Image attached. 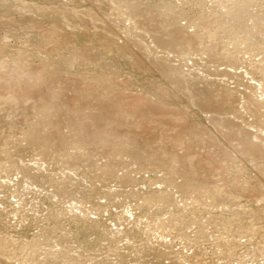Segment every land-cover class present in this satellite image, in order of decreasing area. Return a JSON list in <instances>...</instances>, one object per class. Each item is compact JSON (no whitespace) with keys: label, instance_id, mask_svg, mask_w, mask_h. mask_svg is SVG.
<instances>
[{"label":"rangeland","instance_id":"374dc122","mask_svg":"<svg viewBox=\"0 0 264 264\" xmlns=\"http://www.w3.org/2000/svg\"><path fill=\"white\" fill-rule=\"evenodd\" d=\"M123 4L127 6H124ZM27 5H29V7ZM115 8H118V9H115ZM110 16L112 19L110 18ZM147 16H149V18H151L152 20L154 19L159 22L162 21L163 22L162 25L165 24L164 25L165 27L162 26L161 27L162 29L160 28L161 30L159 29V31H157L158 33L161 31L159 35L157 34V32L152 31V29L150 28L152 27V25H150V27L147 26V23L150 24V22H147V18H148ZM152 16L155 18H153ZM131 17L132 19L133 18L135 19V21L134 20L132 21L133 23L131 22L132 20ZM125 18L127 22L126 20L124 21ZM70 21L72 24L70 23ZM125 22L127 26L125 25ZM169 22L171 24V25L169 24L170 26L167 25ZM130 23H132L133 25L136 23L141 28L140 27L137 28L135 24L133 28L134 30H131L133 26L132 24L130 25ZM77 24L79 28L77 27ZM166 25L169 26V28ZM8 26L11 28H9ZM145 28L146 29L149 28V29L146 30ZM24 29H27V31ZM141 29L142 30L144 29L145 31L143 30L144 31L143 32ZM171 29L172 31L181 30V32L187 35L188 37L189 36L194 37V34H195L196 36L195 40L197 44L194 47L195 49H193V47H190V49L183 48L184 51H182L183 50L182 47L177 46L178 48L177 47L175 48L176 49L175 54L173 52L171 53L172 55L170 53H167V50L164 51L165 48L164 49L163 47L161 48V46L157 42L158 40L161 41L164 38L163 36H165V39H163L162 41L166 40L167 37L169 36V35L167 36V32L170 31L168 32L170 34L172 32ZM127 31L128 32L131 31V32L128 33ZM261 31L263 32L261 33ZM138 32L140 33V35ZM153 32L154 34L156 33L155 36L154 35L151 36ZM134 33L137 35H135ZM196 33L197 34L199 33V34L197 35ZM141 34H143L144 36L145 35L148 36L149 34L150 35L148 37L145 36L146 37L145 38ZM201 35L202 37H200ZM180 36L183 37L182 34ZM197 37L200 39H198ZM144 39H146V41ZM147 39H149V42ZM156 40H157L156 43L158 44V47L155 46L154 44ZM0 41L2 42V43L0 42V47L1 45H5L4 49L0 48V54H1L0 64L2 65L4 64L3 67L6 66L8 69L11 67L10 68L11 71L7 69L8 72L5 71V69L2 70L3 68L0 69V73H1L0 79L2 80V81L0 80L1 81L0 82L1 83L0 84L1 86L0 87V97H1L0 98V151H1L0 152V157H1L0 159V170H1L0 171V203H1L0 204V208H1L0 209V223H2L0 224V228H1L0 238L1 237L3 238L2 241L0 239L1 241L0 242V248H1L0 257L2 258V259L0 258V264H3L4 262H5L4 264H7L8 262H9L8 264L10 263L11 264H18V263L19 264H37V263L57 264L55 263V261L58 262V264H61V263L62 264H73V263L90 264L91 262H92L91 264H100V263L101 264L102 263L103 264L105 263L106 264H112V263L113 264H123V263L124 264H132V263L133 264L135 263L136 264L137 263L138 264H168L169 262H170L169 264H173L171 263V259L173 258L178 259L182 254L183 255L179 259L183 261L179 264H183V263L190 264V261H191V264H200V263L201 264H210V263L215 264V261H216V264H242L243 262H244L243 264H262V263L264 264V257L262 256V254L264 253L259 255L261 258L259 256H258L259 258L257 256L255 257L250 256L249 258L251 259H248L249 261L251 260L250 262L247 261L248 257L244 256L245 249H248V247L253 248L255 246H258L259 241L263 239L262 235L264 234L263 233L264 231L262 232V230H264V202H263L264 201V168H263L264 165L261 166V164H264V158H263L264 156L261 157L262 159L260 161V157L252 158V156L250 157V155H247V154L243 155L241 151L242 149L239 148V146L241 147V144L239 143H243V141L242 140L239 141L240 139L236 138L238 139L239 142L235 140L234 145H233L232 142H230V137L232 135L228 132V130H226V127L224 126L225 127L224 129H225V132L227 131L226 134L227 135L229 134L228 136L229 138L223 136V134L225 135V132H224V129L220 128L222 127L221 124H220L221 125L220 127L217 126V129H215L216 121L213 122L212 120H210L211 118L216 120L215 115L217 114L213 112L210 113V111L209 112L205 111L202 107H199L198 105L199 100L197 101V99H192V97H190L193 94L192 92H194V89L192 87V85L194 86V84H195L194 88L196 89L199 88L198 86H200L201 88L202 87L205 88L208 86L209 88L208 90L211 91V94L213 93V95L215 96L214 98H216L215 92L217 93L218 87L221 85L220 82H222L221 86L224 85L223 87L225 88H227V84H228V86L231 88L228 87L227 89L233 93L235 91L234 94H235L236 99L234 100V103H233L235 105L234 107L239 109L241 113L243 111V116L241 115L240 117H238L239 115L235 113L229 114L231 116L229 115L226 116L225 114L224 115L219 114L221 116L219 117V115H217V119L218 120L221 119L220 121H223L222 118H225L223 116L230 117L228 119V122H229L228 124H231L232 123L231 120H232L236 124V126L238 125L236 130L240 129L241 131V130L250 129L251 132L253 133L257 132L256 134H260V135L262 133V136H264V125L262 126V129L259 128L258 126L257 128L254 127V122H255V119L253 117L254 113L253 112L252 114L246 113V105L248 102L247 97H246L247 95L252 96V97L251 96L249 97L251 101L253 100L252 101L253 103H256V104H258L259 102H260L259 104L264 103V99H263L264 98V93H263L264 92V84H263L264 83V0H255V1L254 0H104V1L103 0H0ZM242 43L244 44L243 46H242ZM62 44H65V45H62ZM215 44L217 46H215ZM56 45L59 47H57ZM197 48L198 50H196ZM149 49L150 50L153 49V50L150 51ZM177 50L179 51L178 55H177L178 53ZM222 50H224V52ZM186 51L187 52L189 51V53L192 52V54L193 53L194 54L193 55L189 54ZM157 52H161V53H157ZM181 52L182 53L186 52V53L182 54ZM231 52L233 53L231 54ZM74 53L75 55L76 53L77 54L79 53V56L83 55L85 57H81L83 59L79 60V62L77 61L74 67H72V65L70 64L68 66L66 65V63H63V62L60 63L62 61V59L60 60V58H63L64 56H70L71 54L73 55ZM196 53L198 54V57L196 56L197 55ZM225 53H227L228 55ZM202 54H205V55H202ZM62 55L63 57H60ZM160 56L163 58H161ZM168 56L171 59L173 58V60L169 59ZM183 56L186 58L188 56V58L186 59ZM165 58H168V59L165 60ZM178 58L181 60H179ZM182 58L186 60H183ZM199 58L200 59L202 58V59L200 60ZM204 58L206 59L204 60ZM174 59H177L179 61L174 60ZM213 59L214 61H212ZM4 60L7 62H5ZM207 60H209V62H206ZM215 60H218L219 62L218 61L217 62L220 65L216 63ZM3 61L4 63H2ZM180 61L181 63L184 62L183 63L184 67L181 65V63H179ZM204 61L206 62V64ZM220 61L222 63H220ZM236 61L237 63H235ZM198 62H200L201 64L199 63L200 64L199 65ZM202 63L204 64V67ZM53 64L57 65L56 66L57 72L54 71V73L57 75L55 76V78L60 79L61 76L62 77L65 76L68 78V83H66L68 86L65 84V86L63 87V90L64 88H71V89L69 90L65 89L64 91L62 89L61 90L58 89L59 82L56 83L55 81L56 80L58 81V79H55V78H53L54 82L53 81L50 82L51 86L50 84L48 86L47 85L48 83H46L43 78L39 79V81L42 80L40 81V83H42L43 86L38 85L36 87L31 84V83L36 84V85L38 84L32 81L33 74L34 75L35 73L38 74L39 70L42 68L48 76L49 71L52 72ZM177 64L178 65L180 64L179 65L180 67ZM186 64L187 65L189 64L188 68ZM175 65H176L177 71H174L176 70ZM194 65H197V66H194ZM168 66L174 67L175 69L171 70L173 68L168 67ZM212 66H214L215 68H213ZM195 67L199 69H196ZM202 68L205 70H203ZM179 69H182L184 73H182L181 72L182 70H179ZM207 69H209V71ZM1 70L3 71V73L1 72ZM186 70L189 72H187ZM213 70H215V72H213ZM223 70H224V73L225 72L228 73V71L230 73L224 74L222 73ZM171 71L173 72L172 73L173 75L171 74ZM193 72L195 75L192 74ZM209 72L212 74H210ZM190 73L192 74V76H189ZM59 74H60V77H58ZM174 74L176 76L178 75L177 77L180 78L181 81L183 79L182 76H184L183 81H186L188 78L189 81L188 80L186 81L188 83L187 84L188 87L184 88V90L186 91H184L183 88L182 90H180L178 87H175L176 85L175 83H173V81H175L174 79H176V77ZM29 75L31 76L30 80L28 79ZM234 75H236V78ZM205 76H207L208 78ZM229 76L234 77V78L232 79ZM239 76H242V77H239ZM3 77H5L7 81ZM17 77H19L20 80ZM39 77H42V76H39ZM191 77L193 80L191 79ZM200 77H201V80H200ZM243 77H244L245 82L243 80ZM71 78L73 81L74 80L75 81L73 82ZM15 79H17L19 83ZM78 79L80 81V84H78L77 82ZM101 79L103 80L101 81ZM212 79H215V80H212ZM220 79L223 81H220ZM235 79L236 80L239 79V80L236 81ZM218 80H219V83H218ZM29 81H32V82H29ZM43 82L47 86L43 84ZM190 82L192 84H190ZM238 82H240V84L242 83L244 84L238 85ZM74 83H77V84L75 85ZM23 85L27 86L28 88L27 87L25 88V86ZM31 85L34 87L32 88ZM251 86H252V89L250 90ZM15 87L16 88L18 87V88L14 89ZM54 87H56L58 90L53 89ZM233 87L235 89L239 87L238 91H241L243 94L235 90ZM35 88L36 89L38 88L37 91L40 90V88L43 89L42 93H40L41 90L36 92V90H34ZM48 88L51 91H49ZM187 88L188 89L190 88V90L188 91ZM259 88L262 90H260ZM88 89L89 91H87ZM161 89H163L162 91L164 92H161ZM211 89L214 92H212ZM31 90L34 91V96H33V93L31 94L28 92V91L32 92ZM80 90L81 91L84 90L83 91L84 93L83 92L81 93ZM85 90L87 91V93ZM208 90L206 92H208ZM52 91H55V92L52 93ZM67 91L68 93L66 94L65 92ZM73 91L74 92L77 91L76 92L77 94L76 93L74 94ZM181 91H184V92H181ZM187 91L189 94L187 93ZM119 92L122 95V97L121 95H118ZM127 93L129 96L127 95ZM11 94L14 95L12 96V98L9 97L11 96ZM17 94L19 95V98ZM49 94L50 95L53 94L52 95L53 97L50 96ZM139 94H141L142 97L144 98L143 101H142L143 98L141 99V102H139L141 98V95ZM3 96L4 97L7 96V97L4 98ZM20 96L21 97L23 96L22 98L24 99L26 97L27 100L25 101L24 99L22 100ZM35 96H37V100L35 101L38 104H35V101H34ZM123 96L124 98L125 97L126 98L123 99ZM135 96L136 97L138 96L137 98L139 99V101L138 99L137 100L135 99L136 98ZM237 96H239L240 99ZM14 97H17L15 98L16 100L13 99ZM54 97H56V99L57 100L59 99V100L56 102V99ZM255 97L257 100L254 99ZM45 98L47 99L46 102H45ZM71 98L74 99L73 100L74 103H72ZM190 98L192 99V101L194 102L196 101L200 109H198L197 106L195 107L196 104L193 102L195 104L194 105ZM32 99L34 102H31ZM43 99H44V102H43ZM50 99L51 101L53 100V104L51 103ZM8 100L11 101L12 103L7 102ZM116 100H117V103H116ZM77 101H79L78 103L80 104H78ZM42 102L43 104L46 103V106L48 107H46L45 105H41ZM118 102H121V103H118ZM16 103H19V104H16ZM47 103L50 105L52 104L53 107H54V104L57 103L56 108L54 107L55 110H53L54 108L50 110L49 108L51 107ZM31 104L32 106H35V107H32ZM13 105L14 106L16 105L17 107L16 106L13 107ZM104 105H105V108H104ZM119 105L124 106V108H121L122 106H119ZM130 105L134 109L137 108V110L135 111L131 107L129 108ZM36 106L37 107L40 106L41 108L38 109L39 107L37 108ZM68 106H70V108ZM248 106H249V103H248ZM248 106L247 108H250V106L249 107ZM44 107L49 109L51 113L53 112L52 114L54 115L48 112L47 114L50 113L49 116L48 115L45 116L44 114L45 112L43 113V111H40L42 108L44 109ZM114 107H116L115 110L112 109ZM138 107H140L139 110H138ZM155 107L166 110L167 112L165 113V115H167L168 113H170L171 115H176L177 117L176 120L178 121L182 120L181 122L186 121L184 122L186 124L180 123L181 124L180 128H178V126L177 127L175 126V128H173L174 129L173 132H175V134L171 133L170 131L171 129H169L170 127L168 126L167 121H164L165 119H163L167 116L164 115L165 116L164 117L161 114L164 111L162 112L161 110L158 111L157 109H153ZM257 108L259 110V114L261 113L262 115V120L264 124V117H263L264 107L261 106L260 108V105H257ZM36 109L39 110L38 112L40 113L36 112L37 111ZM202 109L204 111H202ZM58 110L61 113L63 112L62 113L63 115L60 114ZM67 110H69L70 112L71 111L73 112L71 113L73 114L72 115L73 118L77 114L78 116H76V118L73 119L71 117L70 112ZM80 110L81 112L83 110V113L86 112L85 115L82 113L83 115L82 116ZM102 111H106L105 114H107V116L108 114L109 115L112 114L113 120H115L114 118H116V114L118 112L119 118L116 119L118 123H116V125L113 126L116 120L114 122L112 121L111 117L108 116L110 120L109 121L108 117L105 118L106 115L102 113ZM109 111L111 113H109ZM24 112H27V113H24ZM158 112H161V113H158ZM206 112L209 114H207ZM67 113L69 115H67ZM91 113H92V116L90 115ZM96 113H100V117ZM94 114H96L95 116L96 117L98 116L99 118L97 117L96 119ZM132 114H134L135 116L138 115L136 119H135V116ZM147 114H149V116H147ZM211 114L213 115V117ZM41 115H44V116H41ZM103 115H105L104 118L106 119V121L102 120L104 119ZM233 115L237 117L235 118ZM31 116L33 117V119H31L32 118ZM157 116H158V119H157ZM27 117L29 118V121ZM36 117H37V120H36ZM44 117H47V118H44ZM149 117L151 120L149 119L150 120L149 122L145 121V119H148ZM49 118L53 119L54 121L53 120L49 121ZM55 118L58 120L60 119L61 121L60 120L57 121L55 120ZM84 118L85 120L83 121ZM241 118H245V119H241ZM76 119H80L82 121L77 120L78 121L77 122L75 121ZM95 119L96 121H94V123L92 124V121ZM161 119H163V121ZM87 120L88 121L90 120L89 125H88ZM132 120L135 122L134 123L130 122ZM208 120L210 122H208ZM224 120L226 121L227 118ZM46 121L48 124L49 123L50 124L48 125ZM142 121H145L146 126L148 125V127L151 125L150 130L149 128L147 129V127L144 125L145 123ZM243 121L245 123H243ZM80 122H83L84 124L82 123L80 124ZM104 122H107L108 125ZM237 122L241 123V124L239 123L240 126ZM251 122L253 123L252 125H251ZM72 123L74 124L76 129L78 128L79 129L78 130L74 129V126ZM97 123L100 125L102 124L103 126L97 125ZM142 123L143 125H140ZM55 124L60 125V128H58V130L56 127H59V126L58 125L55 126ZM62 124H64L66 127L64 125H63L64 127H62ZM76 124L77 126L78 125L80 126L77 128ZM209 124L210 125L212 124V126L210 127ZM106 125L108 127L110 125L112 129H109L110 127L107 128ZM136 125H138L139 127L137 128ZM84 126H86L85 128H88L89 126L94 127V128L96 127V128L95 129L89 128L92 130V132L91 131L87 132L88 129L85 130ZM115 126H117L118 128L119 127L121 128L118 129ZM129 126L130 127L133 126L134 128L132 127L133 128L132 129ZM143 126L148 131H146L143 128ZM181 126H183L185 129L182 130L183 127ZM114 127L117 129V131L114 129ZM218 127L220 128V130L222 129L219 135L218 133H215V131L217 132V130H219ZM241 127L244 129H241ZM124 128L126 132L123 131ZM140 128H143V132L142 130L141 131L139 130ZM53 129L56 132L59 131L60 129L62 131L60 130L59 132H57L56 134L57 136H56L54 134L56 132ZM72 129L75 130L74 133ZM96 129L98 130L100 134H102V132L106 133L105 129L108 131L114 130L112 135L113 136L115 135L114 137L115 141L120 143L123 149L119 147L117 148L112 147L110 152L108 153V151L103 147H105L106 145L110 143L105 142L103 140H102L103 142H101V139L103 137L101 138L102 135L100 136V134L97 133ZM175 129L178 132H176ZM177 129H179L180 131ZM80 130L81 131L83 130V132H80ZM166 130H167V134H169L168 130L170 131V134L172 135L171 136L172 139L168 138L169 136L165 135L166 133L164 134ZM35 131L37 132V134ZM144 131H146V133ZM34 132L36 135L34 134ZM94 132H96L99 136L96 137L97 134L95 135ZM129 132L130 133L133 132L131 133V135L134 134L135 136H133L132 138ZM135 132H138V133L136 134ZM31 133H33L32 134L33 136L35 135L34 136L35 141L30 140L29 142V138L25 136L30 135ZM46 133H47V136H46ZM85 133L87 135H85ZM92 133L95 135L96 139L93 137L94 135ZM38 134L40 135V137ZM63 134L65 135V137L63 136ZM181 135L183 136V139H181L179 143H177V141L174 142ZM220 135H222L225 139L223 140V137L222 136L220 137ZM91 136L93 139L90 138ZM137 136L140 139V142L136 143L134 142V140L137 138ZM36 137H38V139ZM86 137H87V140H86ZM212 137L213 138L216 137L218 141V142H216L215 140L214 142L212 141L214 145L211 144L210 139ZM63 138H64V141L61 140ZM158 138L162 140H159ZM166 138H168V140L170 139L171 141L172 140L174 141H172L171 143L170 140L169 141L166 140L165 142L164 140ZM46 139L47 140L49 139V140L46 141ZM228 139L229 141H227ZM12 140H14V142ZM43 140H45V142ZM94 140H97V141H94ZM53 141L55 142L59 141L61 146L58 142H57L58 147H57V143H55L56 145L55 146ZM141 141H144L145 144H147L148 142L149 147L150 145L151 147L153 145L152 152L148 151L147 148L149 147H145L144 146L145 144L142 143ZM167 141L170 142V144ZM16 142L17 143L19 142L18 145L16 144ZM47 142L50 143L49 146H45L48 144ZM51 142L53 143L54 146H52ZM73 143L74 144L76 143L75 145H77V147H75L76 150L73 149ZM174 143L175 144L177 143L178 145L172 146ZM19 144L21 147L18 148ZM118 145L119 144H117V146ZM140 145H142L141 146L142 149H145L143 150L142 155H141L142 159H140V154L135 155L134 153L127 151V150L137 149V147L140 148ZM235 145H237L236 148H234ZM9 147L11 149H9ZM53 147L55 148V150H53ZM158 147H160L161 149ZM188 147L191 149H188ZM156 148L158 150H156ZM20 149L22 151H20ZM87 150H90L91 155L89 154L88 156ZM217 150H220V151H217ZM56 151L58 152V154ZM154 151H157V153L159 152L160 153L159 156L163 158V160H161L160 157H159L160 159H158V161L160 160L161 162H163L162 164L160 161L159 162L157 161V163L161 165H158L156 163L157 158H155L154 156L155 155ZM225 151L226 152L228 151V153L226 154ZM36 152L37 153L39 152V153L37 154ZM220 152L222 153V155L220 154ZM224 152H225V155H224ZM199 153L203 154L201 158H203L202 160L205 163L203 161L202 162L197 161V163L195 162V160L199 158L198 157ZM229 153L230 155H233V156H230ZM239 153H242V154H239ZM49 154H51L50 156L52 158L49 156ZM207 154H210L211 157L213 156L212 158L214 160L216 159L215 166H214V160L212 159L213 160L212 161L211 157L207 159V156H209ZM129 155L134 156L136 159L132 158ZM205 155H206V159L203 157ZM226 155L227 157H225ZM221 157L223 158L221 159ZM44 158H45V162H44ZM169 158L170 159L172 158V159L170 160ZM179 158L180 159L183 158V160L184 159L187 160V162H189V165L187 164L188 165L187 169L189 170L191 168L193 171L190 169V173L185 174L184 169H181V166L179 164L180 162ZM64 161H67V163ZM209 161H211L212 163L210 164ZM226 161L228 162V164ZM6 163H8V165ZM194 163H196V165ZM192 164H194V167ZM206 164L213 165L212 167H209V170L211 168L212 170L210 171L207 170V172L206 170L204 171L203 166H205ZM226 165L228 167H225ZM216 166H221V167H218L216 169L215 168ZM46 167H48L49 169H52V168L53 169L49 170ZM54 169L56 170L54 171ZM65 169L66 171H64ZM64 172H66L67 174ZM191 172L193 175L191 174ZM232 172L234 174H232ZM230 173L232 174V176L230 175ZM188 175H190V177ZM228 176H230L231 178ZM237 178L239 181L241 180L242 182L236 181ZM233 181H236L239 184H242L244 182L242 184L244 188L243 187L237 188L239 190L238 191L233 185ZM248 184H249V187H248ZM26 187L27 189L25 190ZM200 190L202 192H200ZM196 191H199V192H196ZM63 195L65 196L63 197ZM148 195L153 199V202L155 201V199L157 200L154 202V205L151 204L152 200L151 201L148 200L149 199ZM190 196L192 197V199H189ZM162 197H166L167 199L166 201L168 202L170 201L169 203H172V204H169L168 202H164L165 200L162 201ZM105 198L107 199L105 200ZM144 198L145 199L147 198V201H145ZM143 199H144V203L146 202V204L143 203ZM158 199H160L161 201ZM147 202H149L150 204ZM72 203H74L75 205ZM165 203L169 204V206L170 207L172 206V207L170 208L167 204L164 207ZM3 204L4 205L6 204V207ZM147 204H149L150 206H148ZM71 205L74 208L75 207L76 208L75 209L70 208L69 206ZM101 205L102 207H100ZM138 205L139 206L141 205V206L139 207ZM259 206L261 208L263 206V209H259L260 208ZM95 207L96 209L98 208L97 209L98 211L95 209ZM130 207L132 209L134 207L133 210L135 214L129 210ZM61 209L63 210L65 209V212ZM81 209H84V210L82 211ZM67 210H70L71 212ZM75 210L77 211V213ZM100 210L103 214L100 212ZM62 211L64 213H61ZM96 211L99 212L101 215L97 213ZM129 211L133 213L134 217L128 216L129 218V221L127 223L128 225L126 224L122 227L123 224L121 225L118 222L117 224L119 226L115 224L117 218H125ZM242 213L245 215H242ZM78 214H80L81 217ZM137 215L138 217H141L143 220L138 219ZM236 217L239 218L242 222H244L247 230L251 231L253 228H255V231L257 230H260V231H259V235H256L257 237L250 236V235H247L248 237L247 236L245 237V235L244 237L240 236V238L242 239L241 242L244 243V245L246 246H242V245L239 246L240 249L239 248L236 249V255L238 256L234 255L233 257L231 255L233 259L232 258L230 259L229 257H227L229 254V251L225 250L223 244L225 241L226 247L232 246L234 248L233 243H235L234 241L236 240L233 239L234 237L232 235V230H233L232 221L235 220ZM74 218L76 220H74ZM144 220H146L145 221L146 223L144 222ZM256 223L258 225H256ZM165 224L167 227L165 226ZM129 225L131 226L129 227ZM132 225L139 226V229L143 228L142 229L143 232L141 230H139L138 232V229L136 232H134L135 230L133 231V229L131 228ZM141 232L142 234H140ZM3 234L7 238H5ZM160 235H165V237H168V238H162V236ZM212 236H214V238ZM253 237L255 239H253ZM219 238L221 241L223 240L222 241L223 243H221ZM142 239L144 243H142ZM191 239L192 241H195V242L197 241L196 242L197 245H195V243L193 245H189L187 241L189 240L191 241ZM248 239L250 241H248ZM6 241L11 242V247H9L10 242L7 243ZM127 241L128 243H126ZM130 241L131 242L133 241V242L131 243ZM5 242L6 244H4ZM18 242L20 243V245H18ZM145 242L147 244L146 246H145ZM163 243L164 244L167 243L166 246ZM16 244L18 245L17 246L18 248L15 246ZM127 244H130V245H127ZM218 244L219 245L222 244V245L219 246ZM260 244L262 245V242ZM1 245L4 247H2ZM5 245L9 248H7ZM131 245L132 246L134 245V246L132 247ZM129 246H131V248ZM139 246H142V248H140ZM143 246H145L148 250L145 247L143 248ZM2 249L4 250L3 253L1 252L3 251ZM140 249L143 251H141ZM145 249H146V252L144 251ZM159 249H160V252H159ZM7 250L8 252H6ZM39 250H40V254H39ZM131 250L132 251L134 250V251L132 252ZM137 250H138V253H135L137 252ZM228 250H229V247H228ZM51 251L53 253H51ZM63 251H64V254H61V252L63 253ZM214 251H215V254H214ZM29 252L31 253V255H29L30 254ZM127 252L130 255H128ZM241 252L244 253L243 255L240 254L242 258L239 255V253ZM16 253H20V255ZM141 253L142 254L144 253V255H142ZM145 253H146V256H145ZM161 253L163 254V258L165 256L164 259H162ZM105 254L107 256H105ZM153 254H157V255L155 256ZM216 254H219V255H216ZM58 255H61V256H58ZM122 255L124 256V258ZM24 256H26L27 258ZM28 256H30L32 259ZM34 256L36 257L34 258ZM168 256H170L171 258ZM219 256H221L222 258ZM51 257H53V259ZM243 257L246 258V261L244 260ZM46 258H48V260ZM86 258L88 260H85ZM213 258H214V261H213ZM252 258H253L254 263H252ZM62 259H64L63 260L64 262H62ZM160 259L163 260L164 262L162 261L161 263ZM184 259L186 262H184ZM3 260L5 261L2 262ZM49 260H50V263H49ZM52 260H53V263H52ZM74 260H77V261L79 260L80 262L79 261L77 262ZM82 260H84V262ZM230 260L232 261V263ZM236 260H241V261H236ZM14 262H17V263H14Z\"/></svg>","mask_w":264,"mask_h":264},{"label":"bare ground","instance_id":"6f19581e","mask_svg":"<svg viewBox=\"0 0 264 264\" xmlns=\"http://www.w3.org/2000/svg\"><path fill=\"white\" fill-rule=\"evenodd\" d=\"M103 1H104V0H103ZM254 1H255V0H254ZM247 2H248V1H247ZM247 2H246V3H247ZM105 3H106V2H105ZM107 3H108V2H107ZM246 3H245V4H246ZM248 3H249V2H248ZM24 4H25V3H24ZM26 4H27V3H26ZM245 4H243V5H245ZM249 4H250V3H249ZM123 5H124V4H123ZM128 5H129V4H128ZM227 5H229V4H227ZM27 6L29 7V5H27ZM27 6H26V7H27ZM99 6H100V5H99ZM124 6H127V5H124ZM23 7H24V6H23ZM31 7H32V6H31ZM31 7H30V9H31ZM129 7H130V6H129ZM35 8H36V7H35ZM120 8H121V7H120ZM120 8H119V9H120ZM242 8H243V7H242ZM39 9H40V8H39ZM115 9H118V8H115ZM23 10H24V9H23ZM34 10H35V9H34ZM115 11H116V10H115ZM31 12H32V11H31ZM83 12H84V11H83ZM112 12H113V11H112ZM23 13H24V12H23ZM113 13H114V12H113ZM115 14H116V13H115ZM120 14H121V13H120ZM123 14H124V13H123ZM34 15H35V14H34ZM42 15H43V14H42ZM86 15H87V14H86ZM111 15H112V14H111ZM27 16H28V15H27ZM112 16H113V15H112ZM129 16H130V15H129ZM150 16H151V15H150ZM79 17H80V16H79ZM81 17H82V16H81ZM84 17H85V15H84ZM114 17H115V16H114ZM121 17H122V16H121ZM126 17H127V16H126ZM147 17H148V18H147ZM147 17H146V18H147V22H150V24L147 23V26L150 27V25H152V27H150V28H151L152 31H154V32L159 31V29H160L162 26L165 25V24L162 25V23H163L162 21H160V22H161V24H160L159 21H156V20H154V19L152 20L151 18H149V16H147ZM152 17H153V16H152ZM75 18H76V17H75ZM110 18H111V16H110ZM118 18H119V17H118ZM123 18H124V17H123ZM153 18H155V17H153ZM4 19H5V17H4ZM111 19H112V18H111ZM114 19H115V18H114ZM119 19H120V18H119ZM131 19H132V17H131ZM125 20H126V18L124 19V21H125ZM128 20H129V19H128ZM133 20L135 21V19L133 18V19L131 20V22H132ZM157 20H158V19H157ZM5 21H6V20H5ZM121 21H122V19H121ZM129 21H130V20H129ZM137 21H138V20H137ZM7 22H8V21H7ZM73 22H74V20H73ZM103 22H104V21H103ZM126 22H127V20H126ZM126 22H125V25L127 26ZM140 22H141V21H140ZM70 23H71V21H70ZM105 23H106V22H105ZM132 23H133V22H132ZM132 23H130V25H131ZM141 23H142V22H141ZM164 23H165V22H164ZM71 24H72V23H71ZM135 24H136V23H135ZM135 24H134V25H135ZM169 24H170V22H169L167 25H169ZM172 24H173V23H172ZM6 25H7V24H6ZM9 25H10V24H9ZM73 25H74V24H73ZM134 25L132 24L133 27H132V29L130 28L131 30H134V29H133V28H134ZM142 25H144V24H142ZM142 25H141V26H142ZM167 25H166V26H167ZM170 25H171V24H170ZM170 25H169V26H170ZM136 26H137V28L140 27V26H138L137 24H136ZM147 26H145V27H147ZM169 26H167V27L169 28ZM8 27H9V26H8ZM77 27H78V24H77ZM105 27H106V26H105ZM128 27H129V26H128ZM164 27H165V26H164ZM4 28H5V27H4ZM9 28H11V27H9ZM21 28H22V27H21ZM78 28H79V27H78ZM140 28H141V27H140ZM168 28H167V29H168ZM170 28H171V27H170ZM12 29H13V28H12ZM12 29H11V30H12ZM73 29H74V28H73ZM128 29H129V28H128ZM128 29H127V30H128ZM135 29H136V28H135ZM145 29H146V28H145ZM147 29H149V28H147ZM147 29H146V30H147ZM161 29H162V28H161ZM161 29H160V30H161ZM164 29H165V28H164ZM198 29H199V28H198ZM17 30H18V29H17ZM21 30H23V29H21ZM24 30L27 31V29H24ZM77 30H78V29H77ZM141 30H142V29H141ZM143 30H144V29H143ZM143 30H142V31H143ZM74 31H75V30H74ZM144 31H145V30H144ZM144 31H143V32H144ZM166 31H168V30H166ZM171 31H172V29H171ZM201 31H202V29H201ZM62 32H63V31H62ZM127 32H128V31H127ZM129 32H131V31H129ZM129 32H128V33H129ZM136 32H137V31H136ZM147 32H148V31H147ZM149 32H150V31H149ZM154 32H153V34H151V36H153V35L155 36V35H156V33L154 34ZM168 32H170V31H168ZM168 32H167V36H168V35H169V36L167 37L166 40L162 41L163 39H165V36H163L164 38H163L161 41L158 40V42H157V40H156L155 43L153 42V43L155 44V46L158 47V44H159V45L161 46V48H162V47H163V49L165 48L164 51L167 50V53H170V54L173 53V52H174V54H175V51H176L175 48H176L177 46L182 47V49H183V48H184V49H188V48L190 49V47H193V49H195L194 47H195V45H197V44H196V40H195V37H196L195 34H194V37H190V36L188 37L187 35L183 34V33L181 32V30H180V31H179V30H173L170 34H169ZM262 32H263V31H261V33H262ZM138 33H139V32H138ZM150 33H151V32H150ZM160 33H161V31H160L159 33L157 32L158 35H159ZM6 34H7V33H6ZM130 34H131V33H130ZM134 34H135V33H134ZM181 34L183 35V37L180 36ZM196 34H197V33H196ZM198 34H199V33H198ZM198 34H197V35H198ZM135 35H137V34H135ZM139 35H140V33H139ZM141 35H143V34H141ZM149 35H150V34H149ZM149 35H148V36H149ZM164 35H165V33H164ZM4 36H5V35H4ZM143 36H144V35H143ZM143 36H142V37H143ZM145 36H147V35H145ZM145 36H144V37H145ZM148 36H147V37H148ZM192 36H193V35H192ZM142 37H141V38H142ZM200 37H202V35H201ZM145 38H146V37H145ZM151 38H152V37H151ZM154 38H155V37H154ZM154 38H153V39H154ZM157 38H158V37H157ZM197 38H198V37H197ZM6 39H7V38H6ZM155 39H156V38H155ZM160 39H161V38H160ZM198 39H200V38H198ZM60 40H61V39H60ZM73 40H74V39H73ZM144 40L146 41V39H144ZM147 40H148V42H149V39H147ZM202 40H203V39H202ZM153 41H154V40H153ZM0 42H1V41H0ZM17 42H18V41H17ZM156 42H157L158 44H157ZM198 42H199V41H198ZM1 43H2V42H1ZM4 43H5V42H4ZM69 43H70V41H69ZM188 43H189V44H188ZM149 44H150V43H149ZM57 45H59V44H57ZM57 45H56V46H57ZM60 45H61V44H60ZM62 45H65V44H62ZM150 45H151V44H150ZM199 45H200V44H199ZM243 45H244V44L242 43V46H243ZM146 46H147V45H146ZM155 46H154V47H155ZM160 46H159V47H160ZM215 46H217V45L215 44ZM218 46H219V45H218ZM4 47H5V45H1L0 48H3V49H4ZM53 47H54V46H53ZM57 47H59V46H57ZM62 47H63V46H62ZM65 47H66V46H65ZM147 47H148V46H147ZM180 47H179V48H180ZM208 47H209V46H208ZM213 47H214V46H213ZM244 47H245V46H244ZM149 48H150V46H149ZM151 48H152V47H151ZM177 48H178V47H177ZM200 48H201V47H200ZM215 48H216V47H215ZM218 48H219V47H218ZM218 48H217V50H218ZM10 49H11V48H10ZM157 49H158V48H157ZM184 49H183L182 51H184ZM201 49H202V48H201ZM205 49H206V48H205ZM234 49H235V48H234ZM1 50H2V49H1ZM149 50H150V49H149ZM152 50H153V49H151L150 51H152ZM161 50H162V49H161ZM196 50H198V48H197ZM210 50H211V48H210ZM214 50H215V49H214ZM214 50H213V51H214ZM236 50H237V49H236ZM177 51H178V50H177ZM194 51H195V50H194ZM222 51L224 52V50H222ZM16 52H17V51H16ZM154 52H155V51H154ZM186 52H187V51H186ZM186 52H185V53H186ZM195 52H196V51H195ZM205 52H206V51H205ZM205 52H204V53H205ZM210 52H211V51H210ZM22 53H23V52H22ZM22 53H21V54H22ZM28 53H29V52H28ZM157 53H161V52H157ZM176 53H177V52H176ZM181 53H182V52H181ZM183 53H184V52H183ZM183 53H182V54H183ZM185 53H184V54H185ZM187 53H189V51H188ZM200 53H201V52H200ZM202 53H203V52H202ZM207 53H208V52H207ZM227 53H228V52H227ZM227 53H225V54H227ZM232 53H233V52H231V54H232ZM8 54H9V53H8ZM153 54H154V53H153ZM155 54H156V53H155ZM163 54H164V52H163ZM174 54H173V56H174ZM178 54H179V51H178L177 55H178ZM189 54H192V52L189 53ZM193 54H194V53H193ZM193 54H192V55H193ZM196 54H197V53H196ZM229 54H230V53H229ZM0 55H1V54H0ZM26 55H27V54H26ZM156 55H157V54H156ZM159 55H160V54H159ZM171 55H172V54H171ZM177 55H175V56H177ZM199 55H201V54H199ZM202 55H205V54H202ZM227 55H228V54H227ZM19 56H20V54H19ZM163 56H164V55H163ZM165 56H166V55H165ZM196 56L198 57V54H197ZM225 56H226V55H225ZM229 56H230V55H229ZM229 56H228V57H229ZM231 56H232V55H231ZM0 57H1V56H0ZM25 57H26V56H25ZM58 57H59V56H58ZM60 57H63V55L60 56ZM78 57H79L80 59H79ZM81 57H85V56H83V55L79 56V53H78V54L76 53V55H75V53H74L73 55L71 54L70 56H64L63 58H60V60L62 59V61H61L60 63L63 62V63H66V65H68V66H69V64H70V65H72V67H74V65H75V63H76L77 61L79 62V60L83 59V58H81ZM158 57H159V56H158ZM160 57H161V56H160ZM180 57H181V55H180ZM180 57H179V58H180ZM183 57H184V56H183ZM5 58H6V57H5ZM22 58H23V57H22ZM161 58H163V57H161ZM168 58H169V56H168ZM168 58H165V60H167ZM179 58H178V59H179ZM184 58H186V57H184ZM187 58H188V56H187ZM187 58H186V59H187ZM224 58H226V57H224ZM158 59H159V58H158ZM169 59H171V58H169ZM182 59H183V58H182ZM186 59H183V60H186ZM199 59H200V58H199ZM201 59H202V58H201ZM201 59H200V60H201ZM205 59H206V58H204V60H205ZM211 59H212V58H211ZM211 59H210V60H211ZM216 59H217V58H216ZM231 59H233V58H231ZM231 59H230V60H231ZM0 60H1V59H0ZM12 60H13V59H12ZM16 60H17V59H16ZM18 60H19V59H18ZM60 60H59V61H60ZM159 60H160V59H159ZM171 60H173V58H172ZM174 60H177V59H174ZM179 60H181V59H179ZM179 60H177V61H179ZM189 60H190V59H189ZM189 60H188V61H189ZM197 60H198V58H197ZM219 60H220V59H219ZM228 60H229V59H228ZM4 61H5V60H4ZM4 61H3L2 63H4ZM7 61H8V59H7ZM7 61H5V62H7ZM177 61H176V62H177ZM202 61H203V60H202ZM212 61H214V59H213ZM215 61H216V63L219 62L218 60H215ZM217 61H218V62H217ZM221 61H222V59H221ZM221 61H220V63H222ZM239 61H240V60H239ZM245 61H246V60H245ZM83 62H84V61H83ZM158 62H160V61H158ZM161 62H162V61H161ZM189 62H190V61H189ZM193 62H194V61H193ZM204 62H205V61H204ZM206 62H209V60H207ZM206 62H205V64H206ZM224 62H225V61H224ZM243 62H244V61H243ZM12 63H13V62H12ZM12 63H11V64H12ZM18 63H19V62H18ZM18 63H17V64H18ZM172 63H173V62H172ZM174 63H175V62H174ZM177 63H178V62H177ZM179 63H181V61H180ZM183 63H184V62H183ZM183 63H181L182 66H183ZM194 63H195V62H194ZM194 63H193V64H194ZM199 63H200V62H198V64H199ZM216 63H215V64H216ZM235 63H237V61H236ZM239 63H240V62H239ZM246 63H247V62H246ZM81 64H82V63H81ZM160 64H162V63H160ZM170 64H171V63H170ZM175 64H176V63H175ZM190 64H191V63H190ZM196 64H197V62H196ZM200 64H201V63H200ZM200 64H199V65H200ZM202 64H203V63H202ZM210 64H211V63H210ZM218 64H219V63H218ZM0 65H1L0 69L3 68L2 70L5 69V71H7V72H8V70L11 71V69H10L11 67L8 69L6 66L3 67L4 64H3V65L0 64ZM5 65H6V64H5ZM25 65H26V64H25ZM53 65H54V64H53ZM53 65H52V72L49 71L48 76H47L46 72H45L42 68H41L40 70L37 68V69L39 70V72H38V74L35 73V75H34V74L32 75V81H34L35 83H38V84H37V85H36V84H33V83H31V84L34 85V86H36V87H37L38 85L40 86V85H42V83H40V81H42V80L39 81V79H42V78H43L44 81H45L46 83H48L47 85L49 86L50 82L53 81V78H55V76H57V75L54 73V71L57 72V71H56V70H57V69H56V66H57V65H54V66H53ZM167 65H168V64H167ZM177 65H178V64H177ZM179 65H180V64H179ZM179 65H178V66H179ZM186 65H187V64H186ZM188 65H189V64H188ZM188 65H187V68H188ZM208 65H209V64H208ZM219 65H220V64H219ZM236 65H237V64H236ZM244 65H245V64H244ZM45 66H46V65H45ZM50 66H51V65H50ZM173 66H174V65H173ZM192 66H193V65H192ZM192 66H191V67H192ZM194 66H197V65H194ZM246 66H247V65H246ZM33 67H34V66H33ZM41 67H42V66H41ZM168 67H171V66H168ZM179 67H180V66H179ZM179 67H178V68H179ZM183 67H184V66H183ZM189 67H190V66H189ZM201 67H202V65H201ZM203 67H204V64H203ZM205 67H206V66H205ZM210 67H211V66H210ZM212 67L215 68L214 66H212ZM20 68H21V67H20ZM22 68H23V67H22ZM171 68H173V69H171ZM171 68H169V69L174 70V69L176 68V65H175V68H174V67H171ZM187 68H186V69H187ZM195 68H196V67H195ZM207 68H208V67H207ZM7 69H8V70H7ZM23 69H24V68H23ZM54 69H55V70H54ZM196 69H199V68H196ZM202 69H203V68H202ZM2 70H1V72L3 73ZM18 70H19V69H18ZM20 70H21V69H20ZM70 70H71V69H70ZM179 70H182V69H179ZM200 70H201V69H200ZM203 70H205V69H203ZM207 70L209 71V69H207ZM207 70H206V71H207ZM211 70H212V69H211ZM226 70H227V69H226ZM5 71H4V72H5ZM21 71H22V70H21ZM174 71H177V68H176V70H174ZM184 71H185V70H184ZM186 71H187V70H186ZM194 71H195V70H194ZM196 71H197V70H196ZM47 72H48V71H47ZM181 72L184 73L183 70H182ZM181 72H179V73H181ZM187 72H189V71H187ZM187 72H186V73H187ZM190 72H191V71H190ZM210 72H212V71H210ZM210 72H209V73H210ZM213 72H215V70H213ZM218 72H220V71H218ZM218 72H217V73H218ZM221 72H222V71H221ZM231 72H232V71H231ZM22 73H23V72H22ZM27 73H29V72H27ZM59 73H60V72H59ZM172 73H173V72L171 71V74H172ZM179 73H178V74H179ZM186 73H185V74H186ZM222 73H224V70H223ZM222 73H221V74H222ZM225 73H226V72H225ZM225 73H224V74H225ZM228 73H230V72L228 71ZM228 73H226V74H228ZM233 73H234V72H233ZM0 74H1V73H0ZM8 74H9V73H8ZM8 74H7V75H8ZM54 74H55V75H54ZM57 74H58V73H57ZM60 74H61V73H60ZM60 74H59L58 77H60ZM63 74H64V73H63ZM68 74H69V73H68ZM175 74H176V73H175ZM175 74H174V75H175ZM192 74L195 75L194 72H193ZM192 74L190 73L189 76H192ZM201 74H202V73H201ZM203 74H204V73H203ZM207 74H208V73H207ZM210 74H212V73H210ZM219 74H220V73H219ZM231 74H232V73H231ZM30 75H31V73H30ZM30 75H29V76H30ZM64 75H65V74H64ZM172 75H173V74H172ZM181 75H183V74H181ZM196 75H197V73H196ZM198 75H199V74H198ZM216 75H218V74H216ZM216 75H215V76H216ZM239 75H240V74H239ZM244 75H245V74H244ZM16 76H17V74H16ZM29 76H28V79L30 80V79H31V76H30V78H29ZM39 76H42V77H39ZM177 76H178V75H177ZM177 76L175 75L176 79H174V78H173L174 76H173L172 78H173L175 81H173V80H172V81H173V83H175V85H176L175 87H178L180 90H182V88H183V90H184L185 87H188V85H187L188 83L186 82V81L188 80V78H187L186 81H183L184 76H182L183 79H182V81H181L180 78H178ZM203 76H204V75H203ZM212 76H213V75H212ZM227 76H228V75H227ZM234 76H235V78H236V75H234ZM26 77H27V76H26ZM38 77H39V78H38ZM44 77H45V78H44ZM73 77H74V76H73ZM73 77H72V78H73ZM81 77H82V76H81ZM185 77H186V76H185ZM193 77H194V76H193ZM197 77H198V76H197ZM205 77H207V76H205ZM213 77H214V76H213ZM217 77H218V76H217ZM229 77H230V76H229ZM239 77H242V76H239ZM239 77H237V78H239ZM3 78L5 79V77H3ZM11 78H12V77H11ZM17 78L19 79V77H17ZM72 78H71V80H72ZM89 78H90V77H89ZM172 78H171V79H172ZM207 78H208V77H207ZM224 78H225V77H224ZM224 78H223V79H224ZM230 78L233 79L234 77H230ZM4 79H3V80H4ZM12 79H13V78H12ZM25 79H26V78H25ZM55 79H58V81H57V80L55 81L56 83L59 82V83H58V86H59L58 89H60V90L62 89V90H63V87L65 86V84L68 83V78L65 77V76H64V77L61 76L60 79H59V78H55ZM69 79H70V78H69ZM75 79H76V78H75ZM85 79H86V78H85ZM185 79H186V78H185ZM191 79H192V77H191ZM204 79H205V78H204ZM240 79H241V78H240ZM246 79H247V78H246ZM0 80H1V79H0ZM5 80H6V79H5ZM15 80L17 81V79H15ZM15 80H14V81H15ZM19 80H20V79H19ZM59 80H60V81H59ZM81 80H82V79H81ZM90 80H92V79H90ZM102 80H103V79H101V81H102ZM192 80H193V79H192ZM195 80H196V79H195ZM195 80H194V81H195ZM200 80H201V77H200ZM209 80H210V79H209ZM209 80H208V82H209ZM212 80H215V79H212ZM235 80H236V79H235ZM238 80H239V79H238ZM238 80H236V81H238ZM243 80H244V77H243ZM1 81H2V80H1ZM1 81H0V82H1ZM6 81H7V80H6ZM27 81H28V80H27ZM32 81H29V82H32ZM72 81H73V80H72ZM74 81H75V80H74ZM74 81H73V82H74ZM87 81H88V80H87ZM87 81H86V82H87ZM188 81H189V80H188ZM205 81H206V80H205ZM205 81H204V82H205ZM220 81H223V80L220 79ZM247 81H248V80H247ZM247 81H246V82H247ZM250 81H251V80H250ZM262 81H263V80H262ZM17 82L19 83V81H17ZM25 82H26V81H25ZM29 82H28V83H29ZM53 82H54V81H53ZM77 82H78V84H80L79 79H78ZM86 82H85V83H86ZM88 82H89V81H88ZM94 82H95V81H94ZM110 82H111V81H110ZM110 82H108V83H110ZM192 82H193V81H192ZM197 82H198V81H197ZM197 82H196V83H197ZM204 82H203V84H204ZM208 82H206V83H208ZM213 82H214V81H213ZM213 82H212V84H213ZM240 82H241V81H240ZM240 82H238V85L240 84ZM244 82H245V80H244ZM7 83H9V82H7ZM13 83H15V82H13ZM20 83H21V82H20ZM83 83H84V82H83ZM199 83H201V82H199ZM216 83H217V82H216ZM218 83H219V80H218ZM218 83H217V84H218ZM220 83H221V85H222V82H220ZM236 83H237V82H236ZM0 84H1V83H0ZM2 84H3V83H2ZM29 84H30V83H29ZM29 84H28V86H29ZM43 84H45V83L43 82ZM53 84H55V83H53ZM74 84L76 85L77 83H74ZM90 84H91V83H90ZM93 84H94V83H93ZM190 84H192V83L190 82ZM232 84H233V83H232ZM242 84H244V83H242ZM242 84H240V85H242ZM250 84H252V83H250ZM263 84H264V83H263ZM13 85H14V84H13ZM15 85H16V84H15ZM18 85H20V84H18ZM18 85H17V86H18ZM32 85H31V86H32ZM45 85H46V84H45ZM47 85H46V86H47ZM66 85H67V84H66ZM88 85H89V84H88ZM186 85H187V86H186ZM197 85H198V84H197ZM197 85H196V86H197ZM201 85H202V84H201ZM206 85H207V84H206ZM214 85H216V84H214ZM221 85L218 87L217 93L215 92V94H216V98H217V99L214 98L215 96L213 95V93L211 94V91L208 90V89H209L208 86L205 87V88H204V87L201 88L200 86H198L199 88L196 89V88H194L195 84H194V86L192 85V87H193V89H194V92L191 91L193 94H192L190 97H192V99H197V101L199 100V102H198L199 107H202L205 111H208V112L210 111V113L213 112V113H215V114H217V115H219V114H223V115H224V114H225L226 116H228V115L231 114V113H233V114L235 113V114L239 115L238 117H240L241 115L243 116V111H242V113H241V112L239 111V109H237V108L234 107L235 105L233 104V103H234V100L236 99V98H235V94H234L235 91H234V93H233V92H230V91L227 89V88L229 87L228 84H227V88L223 87L224 85H223V86H221ZM235 85H236V84H235ZM247 85H248V84H247ZM247 85H246V86H247ZM5 86H6V85H5ZM23 86H25V85H23ZM34 86H32V88H33ZM42 86H43V85H42ZM42 86H41V87H42ZM50 86H51V84H50ZM56 86H57V85H56ZM67 86H68V85H67ZM73 86H74V85H73ZM82 86H83V85H82ZM189 86H190V85H189ZM209 86H210V85H209ZM231 86H232V85H231ZM243 86H244V85H243ZM249 86H250V85H249ZM259 86H260V85H259ZM0 87H1V86H0ZM19 87H20V86H19ZM26 87H27V86H25V88H26ZM44 87H45V86H44ZM74 87H75V86H74ZM78 87H79V85H78ZM190 87H191V86H190ZM192 87H191V88H192ZM211 87H212V86H211ZM244 87H245V86H244ZM17 88H18V87H17ZM17 88L15 87L14 89H17ZM27 88H28V87H27ZM29 88H30V86H29ZM72 88H73V87H72ZM216 88H217V87H216ZM229 88H231V87H229ZM233 88H234V87H233ZM238 88H239V87H238ZM238 88H237V89L234 88V89L238 91V90H239ZM261 88H262V87H261ZM3 89H4V88H3ZM10 89H11V88H10ZM19 89H20V88H19ZM37 89H38V88H37ZM37 89L35 88L34 90H36V92H38V91L41 90L40 93H42V90H43V89L40 88V90H38V91H37ZM44 89H46V88H44ZM48 89H49V88H48ZM53 89H57V88L54 87ZM58 89H57V90H58ZM65 89H66V90H69V89H71V88H64V90H65ZM81 89H82V87H81ZM86 89H87V88H86ZM89 89H90V88H89ZM89 89H88L87 91H89ZM213 89H214V88H213ZM234 89H233V90H234ZM247 89H248V88H247ZM251 89H252V86H251L250 90H251ZM259 89H260V88H259ZM32 90H33V89H32ZM32 90H31V91H32ZM64 90H63V91H64ZM78 90H79V89H78ZM78 90H77V91H78ZM162 90H163V89H161V92H164V91H162ZM187 90L189 91L190 88H189V89L187 88ZM207 90H208V92H206ZM211 90H212V89H211ZM215 90H216V89H215ZM230 90H232V89H230ZM243 90H244V89H243ZM250 90H249V92H250ZM260 90H262V89H260ZM21 91H22V90H21ZM49 91H51V90L49 89ZM63 91H61V92H63ZM77 91H76V92H77ZM83 91H84V90H83ZM83 91L80 90L81 93H82ZM85 91H86V90H85ZM87 91H86V93H87ZM184 91H186V90H184ZM184 91H181V92H184ZM188 91H187V93H188ZM16 92H17V90H16ZM16 92H15V93H16ZM18 92H20V91H18ZM28 92L31 93V94L33 93V96H34V91H32V92L28 91ZM36 92H35V93H36ZM43 92H44V91H43ZM53 92H55V91H52V93H53ZM73 92H74V91H73ZM76 92H74V94H75ZM121 92H123V91H121ZM165 92H167V91H165ZM191 92H190V94H191ZM212 92H214V91L212 90ZM238 92H241V91H238ZM251 92H252V91H251ZM40 93H39V94H40ZM65 93L67 94L68 91L65 92ZM65 93H64V95H65ZM83 93H84V92H83ZM86 93H85V94H86ZM128 93H129V92H128ZM128 93H127V95H128ZM241 93H242V92H241ZM258 93H259V92H258ZM263 93H264V92H263ZM6 94H7V93H6ZM8 94H9V93H8ZM13 94H14V92H13ZM20 94H21V93H20ZM23 94H24V93H23ZM39 94H38V96H39ZM43 94H44V93H43ZM76 94H77V93H76ZM79 94H80V93H79ZM123 94H124V93H123ZM136 94H137V93H136ZM136 94H135V95H136ZM185 94H186V93H185ZM185 94H184V95H185ZM188 94H189V93H188ZM242 94H243V93H242ZM244 94H245V93H244ZM248 94H249V93H248ZM17 95H18V94H17ZM40 95H41V94H40ZM49 95H50V94H49ZM52 95H53V94H52ZM52 95H50V96H52ZM54 95H55V93H54ZM59 95H60V94H59ZM61 95H62V94H61ZM118 95H121L120 92H119ZM130 95H131V94H130ZM139 95H141V94H139ZM237 95H238V94H237ZM261 95H262V94H261ZM7 96H8V95H7ZM7 96H6V97H7ZM12 96H14V95L11 94V96H9V97L12 98ZM28 96H29V95H28ZM45 96H46V95H45ZM47 96H48V95H47ZM76 96H77V95H76ZM128 96H129V95H128ZM163 96H164V95H163ZM188 96H189V95H188ZM245 96H246V95H245ZM249 96H251V95H247V96H246V97H247V100H248L247 105H246V113H247V114H252V112H253V113H254V116H253V117H254V119H255L254 127L257 128V126H258L259 128L262 129V126H263L264 124H263V120H262V115H261V113L259 114V110H258V108H257V105H260V108H261V106L264 107V103H262V104H259L260 102H259V103L257 102L258 104L253 103V102H252L253 100L251 101V99H250ZM3 97H4V96H3ZM6 97H4V98H6ZM20 97H21V96H20ZM22 97H23V96H22ZM22 97H21V98H22ZM35 97H36V99H35ZM35 97H34V101L37 100V96H35ZM40 97H41V96H40ZM52 97H53V96H52ZM58 97H59V96H58ZM71 97H73V96H71ZM102 97H103V96H102ZM116 97H117V96H116ZM118 97H120V96H118ZM121 97H122V95H121ZM135 97H136V96H135ZM137 97H138V96H137ZM137 97L135 98L136 100L138 99ZM237 97L240 99L239 96H237ZM251 97H252V96H251ZM0 98H1V97H0ZM15 98H17V97H14L13 99L16 100ZM18 98H19V95H18ZM29 98H30V97H29ZM32 98H33V97H32ZM54 98L56 99V97H54ZM59 98H60V97H59ZM103 98H104V97H103ZM107 98H108V97H107ZM125 98H126V97H125ZM125 98H124V96H123V99H125ZM133 98H134V97H133ZM142 98H143V97H142V95H141L140 101H139V99H138V101L141 102V99H142ZM244 98H245V97H244ZM244 98H243V99H244ZM7 99H8V98H7ZM9 99H10V98H9ZM23 99H24V98H22V100H23ZM38 99H39V97H38ZM62 99H63V98H62ZM68 99H69V98H68ZM76 99H77V98H76ZM135 99H134V100H135ZM190 99H191V98H190ZM192 99H191V101H192ZM211 99H212V100H211ZM254 99H256V97H255ZM263 99H264V98H263ZM2 100H3V99H2ZM2 100H1V101H2ZM18 100H19V99H18ZM25 100H27L26 97H25L24 101H25ZM46 100H47V99L45 98V102H46ZM58 100H59V99H58ZM58 100L56 99V102H57ZM66 100H67V99H66ZM71 100H72V103H74V102H73L74 99L71 98ZM117 100H118V99H117ZM117 100H116V103H117ZM136 100H135V101H136ZM143 100H144V98L142 99V101H143ZM145 100H146V99H145ZM244 100H245V99H244ZM256 100H257V99H256ZM259 100H260V99H259ZM5 101H6V100H5ZM34 101H33V99H32L31 102H34ZM50 101H51V99H50ZM50 101H49V102H50ZM64 101H65V100H64ZM124 101H125V100H124ZM239 101H240V100H239ZM239 101H238V102H239ZM241 101H242V100H241ZM245 101H246V100H245ZM7 102H11V101L8 100ZM16 102H18V101H16ZM26 102H27V101H26ZM31 102H30V103H31ZM37 102H38V101H37ZM43 102H44V99H43ZM43 102H42L41 105H45V106H46V103L43 104ZM54 102H55V101H54ZM78 102H79V101H77V103H78ZM193 102H194V101H192V103H193ZM238 102H237V103H238ZM254 102H255V101H254ZM1 103H2V102H1ZM11 103H12V102H11ZM14 103H15V102H14ZM14 103H13V104H14ZM51 103L53 104V100L51 101ZM69 103H70V101H69ZM77 103H76V105H77ZM118 103H121V102H118ZM142 103H144V102H142ZM194 103H195L196 105H195ZM194 103H193V104L195 105V107H196V106L198 107L196 101H195ZM248 103H249L250 108H247ZM4 104H5V103H4ZM7 104H8V103H7ZM16 104H19V103H16ZM26 104H28V103H26ZM33 104H34V103H33ZM35 104H38V103H36V101H35ZM39 104H40V103H39ZM47 104H48V103H47ZM52 104H51V105L48 104V105H50V107H51V108H49L50 110H51L52 108H54V107L56 108V104H57V103L54 104V107L52 106ZM78 104H80V103H78ZM81 104H82V102H81ZM109 104H111V103H109ZM114 104H115V103H114ZM114 104H113V105H114ZM147 104H148V103H147ZM235 104H236V103H235ZM22 105H23V103H22ZM71 105H72V104H71ZM122 105H123V104H122ZM122 105H119V106H122ZM236 105H237V104H236ZM241 105H242V104H241ZM243 105H244V103H243ZM5 106H6V105H5ZM10 106H11V105H10ZM15 106H16V105H15ZM15 106L13 105V107H15ZM31 106H32V104H31ZM31 106H30V107H31ZM237 106H238V105H237ZM237 106H236V107H237ZM249 106H248V107H249ZM7 107H8V105H7ZM16 107H17V106H16ZM25 107H26V105H25ZM32 107H35V106H32ZM36 107H37V106H36ZM38 107H39V108H38ZM38 107H37L38 109L41 108L40 106H38ZM46 107H48V106H46ZM66 107H67V106H66ZM68 107L70 108V106H68ZM74 107H75V105H74ZM106 107H107V105H106ZM111 107H112V106H111ZM116 107H118V106H116ZM116 107H114V108H112V109L115 110ZM130 107H131V105L129 106V108H130ZM199 107H198V109H200ZM243 107H244V106H243ZM19 108H21V107H19ZM55 108H54L53 110H55ZM58 108H59V107H58ZM69 108H68V109H69ZM84 108H85V107H84ZM104 108H105V105H104ZM119 108H120V107H119ZM121 108H124V106H122ZM131 108H132V107H131ZM139 108H140V107H138V110H139ZM256 108H257V109H256ZM23 109H24V108H23ZM42 109H43V108H42ZM42 109H41L40 111H43V113L45 112V113H44L45 116H47V115L49 116V114L51 113V111H49V109H47V108H45V107H44L43 110H42ZM65 109H66V108H65ZM65 109H63V110H65ZM88 109H89V108H88ZM108 109H109V108H108ZM117 109H118V108H117ZM117 109H116V110H117ZM132 109L135 110V111L137 110V108H136V109L132 108ZM153 109H157L158 111L161 110L162 112L164 111V112H163L164 114L161 113V112H158V113H161L163 116H164L165 113L167 112L166 110H163V109H161V108H156V107H155V108H153ZM203 109H202V111H204ZM240 109H241V108H240ZM250 109H251V110H250ZM15 110H16V109H15ZM20 110H22V109H20ZM27 110H28V109H27ZM36 110H37V109H36ZM56 110H57V109H56ZM69 110H70V109H69ZM69 110H67V111H69ZM109 110H110V109H109ZM119 110H120V109H119ZM119 110H118V111H119ZM157 110H156V112H157ZM186 110H187V109H186ZM5 111H6V110H5ZM18 111H19V110H18ZM38 111H39V110H37L36 112H38ZM58 111H59V110H58ZM67 111H66V112H67ZM131 111H132V110H131ZM260 111H261V110H260ZM48 112H50V113L47 114ZM69 112H70V111H69ZM69 112H68V113H69ZM80 112H81V110H80ZM90 112H91V111H90ZM107 112H108V110H107ZM116 112H117V111H116ZM116 112H114V113H116ZM261 112H262V111H261ZM24 113H27V112H24ZM31 113H32V112H31ZM38 113H40V112H38ZM43 113H42V114H43ZM52 113H53V112H52ZM52 113H51V114H52ZM54 113H55V112H54ZM59 113L62 114L63 112L61 113V112L59 111ZM68 113H67V115H69ZM71 113H73V112L71 111L70 114H71ZM82 113H83V110H82V112H81V115H82ZM85 113H86V112H85ZM85 113H83V114L85 115ZM93 113H95V112H93ZM102 113L105 114L106 111H102ZM109 113H111V112L109 111ZM137 113H138V112H137ZM137 113H136V114H137ZM150 113H151V112H150ZM204 113H205V112H204ZM206 113H207V112H206ZM74 114H75V112H74ZM76 114H77V113H76ZM79 114H80V113H79ZM87 114H88V113H87ZM96 114H98V116L100 117V113H96ZM96 114H94V116H95ZM151 114H152V113H151ZM156 114H157V113H156ZM169 114H170V113H168L167 115H165V116H167V117L164 116L165 118H163V119H165L164 121H167V124H168V126L170 127L169 129H171V130H170L171 133L175 134V132H173V130H174L173 128H175V126H176V127L178 126V128H180V125H181L180 123H184V122H186V121H184L185 119L183 120L184 122H181L182 120H179V121H178V120H176V118H177L176 115H171V114L169 115ZM207 114H209V113H207ZM20 115H21V113H20ZM22 115H23V114H22ZM27 115H28V114H27ZM29 115H30V113H29ZM37 115H38V114H37ZM52 115H54V114H52ZM57 115H58V114H57ZM62 115H63V114H62ZM72 115H73V114H71V117H72ZM90 115L92 116V113H91ZM90 115H89V116H90ZM105 115H106L105 118H107V117L109 116V117H111L112 121H114V122H115V120H116L117 118H119V114H118V112H117V114H116V118H114L115 120H113L112 114H111V115L108 114V116H107V114H105ZM105 115H103V118H104ZM132 115H134V114H132ZM159 115H160V114H159ZM168 115H169V116H168ZM211 115H212V114H211ZM217 115H215V116H216V120H214V119H212V118L210 119V120H212L213 122L216 121V123H215V124H216V128H215V126H214V128L217 129V126L220 127L221 125H222V127H220V128H222V129H224V128L226 127V130H228V132L232 135V136L230 135V136H231V137H230V142H232L233 145H234V141H235V140L238 141V139H240L239 141H241V140L243 141V143H239V144H241V147L239 146V148L242 149L241 151H242L243 155H244V154H247V155H250V157L252 156V158H253V157H254V158L260 157V161H261V159H262L261 157L264 156V136H262V133H261V135H260V134H256L257 132H254V133H253V132L250 131V129H247L248 131H247V130H241V131H240V129H239V130H236L238 125L236 126V124H235L232 120H231L232 123L230 122L231 124H228V123H229V122H228V119H229L230 117H226V116H223V115H222V116L225 117V118H222L223 121H220L221 119L218 120V119H217ZM23 116H24V115H23ZM32 116H33V114H32ZM32 116H31V117H32ZM35 116H36V114H35ZM35 116H34V117H35ZM41 116H44V115H41ZM76 116H78V114H77ZM76 116H75L74 118H76ZM79 116H80V115H79ZM82 116H83V115H82ZM82 116H81V117H82ZM94 116H93V117H94ZM98 116H97V117H98ZM130 116H131V115H130ZM134 116H135V115H134ZM137 116H138V115H137ZM137 116H135V119H136ZM147 116H149V114H147ZM160 116H161V115H160ZM205 116H206V115H205ZM209 116H210V115H209ZM220 116H221V115H219V117H220ZM229 116H231V115H229ZM233 116L235 117V115H233ZM245 116H246V115H245ZM51 117H52V116H51ZM84 117H85V116H84ZM86 117H87V116H86ZM93 117H92V118H93ZM95 117H96V116H95ZM97 117H96V119H97ZM99 117H98V118H99ZM109 117H108V120H109ZM206 117H207V116H206ZM212 117H213V115H212ZM234 117H232V118H234ZM236 117H237V116H236ZM236 117H235V118H236ZM253 117H252V119H253ZM263 117H264V115H263ZM27 118H28V117H27ZM38 118H39V117H38ZM42 118H43V117H42ZM44 118H47V117H44ZM56 118H57V117H56ZM56 118H55V120H57V121L60 120V119L58 120V119H56ZM65 118H66V116H65ZM72 118H73V117H72ZM74 118H73V119H74ZM82 118H83V117H82ZM105 118H104V119L101 118V119L104 120V121H106ZM130 118H132V117H130ZM160 118H162V117H160ZM160 118H159V119H160ZM226 118H227V120L225 121L224 119H226ZM245 118H246V117H245ZM245 118H241V119H245ZM6 119H7V118H6ZM31 119H33V117H32ZM53 119H54V117H53ZM53 119H50V118H49V121H50V120H53ZM63 119H64V118H63ZM63 119H62V120H63ZM80 119H81V118H80ZM80 119H76L75 121H77V120L82 121V120H80ZM89 119H91V118H89ZM93 119H94V118H93ZM96 119L92 121V124L94 123V121H96ZM133 119H134V117H133ZM149 119H150V117H149L148 119H145V121H148V122H149V121L151 120V119H150V120H149ZM157 119H158V116H157ZM163 119H161V120L163 121ZM166 119H167V120H166ZM238 119H239V118H238ZM250 119H251V118H250ZM252 119H251V120H252ZM254 119H253V121H254ZM36 120H37V117H36ZM40 120H41V119H40ZM43 120H44V119H43ZM69 120H70V119H69ZM84 120H85V118L83 119V121H84ZM98 120H100V119H98ZM98 120H97V121H98ZM102 120H101V122H102ZM239 120H240V119H239ZM246 120H247V119H246ZM246 120H244V121H246ZM21 121H22V120H21ZM26 121H27V120H26ZM28 121H29V118H28ZM31 121H32V120H31ZM53 121H54V120H53ZM53 121H52V122H53ZM57 121H56V122H57ZM60 121H61V120H60ZM64 121H65V120H64ZM72 121H73V120H72ZM89 121H90V120H89ZM89 121L87 120L88 125H89ZM109 121H110V120H109ZM145 121H142V122L145 123ZM244 121H243V123H245ZM6 122H7V121H6ZM36 122H37V121H36ZM69 122H70V121H69ZM73 122H74V121H73ZM77 122H78V121H77ZM77 122H75V123H77ZM98 122H99V121H98ZM130 122L134 123L135 121L132 120V121H130ZM148 122H147V123H148ZM208 122H210V121L208 120ZM213 122H212V123H213ZM7 123H8V122H7ZM33 123H34V122H33ZM46 123H47V121H46ZM54 123H55V122H54ZM60 123H62V122H60ZM81 123L84 124L83 122H80V124H81ZM99 123H100V122H99ZM104 123L107 124V122H104ZM111 123H113V122H111ZM111 123H110V125H111ZM116 123H118L117 120H116L115 124H113V126L116 125ZM218 123H219V124H218ZM226 123H227V124H226ZM233 123H234L235 125H234ZM237 123H238V122H237ZM239 123H240V122H239ZM239 123H238V124H239ZM243 123H242V124H243ZM28 124H29V123H28ZM30 124H31V123H30ZM47 124H48V123H47ZM49 124H50V123H49ZM49 124H48V125H49ZM65 124H66V123H65ZM72 124H73V123H72ZM78 124H79V123H78ZM85 124H86V123H85ZM90 124H91V123H90ZM148 124H149V123H148ZM184 124H186V123H184ZM220 124H221V125H220ZM232 124H233V125H232ZM240 124H241V123H240ZM240 124H239V126H240ZM252 124H253V123L251 122V125H252ZM56 125L59 126V127H56L57 130H58V128H60V125H59V124H55V126H56ZM63 125H64V124H62V127L65 126V125H64V126H63ZM70 125H71V124H70ZM86 125H87V124H86ZM95 125H96V123H95ZM97 125H100V124L97 123ZM104 125H105V124H104ZM107 125H108V124H107ZM107 125H106V126H107ZM110 125H109V127H110ZM140 125H143V123L140 124ZM144 125L146 126V123H145ZM209 125H210V124H209ZM249 125H250V123H249ZM249 125H248V126H249ZM34 126H35V125H34ZM37 126H38V125H37ZM39 126H40V124H39ZM52 126H53V124H52ZM52 126H51V127H52ZM55 126H54V127H55ZM73 126H74V124H73ZM76 126H77V124H76ZM79 126H80V125H78L77 128H78ZM92 126H94V125H92ZM100 126H103V125L101 124ZM113 126H112V127H113ZM136 126H137V128L139 127L138 125H136ZM150 126H151V125H150ZM150 126L148 127V125H147V126H146L147 129L149 128V130H150ZM183 126H184V125H183ZM183 126H181V127H183ZM211 126H212V124L210 125V127H211ZM224 126H225V127H224ZM243 126H245V125H243ZM62 127H61V128H62ZM65 127H66V126H65ZM81 127H82V125H81ZM85 127H86V126H84V129H85V130L88 129L87 132H90V131L92 132V130L89 129V128H93V129L96 128V127L94 128V127H90V126H89V127L87 126L88 128H85ZM109 127L107 126V128H109ZM115 127L118 128L117 126H115ZM115 127H114V129L117 131V129H116ZM129 127H130V126H129ZM132 127H133V126H131L130 128H132ZM134 127H135V125H134ZM134 127H133V128H134ZM140 127H142V126H140ZM219 127H218V128H219ZM251 127H252V126H251ZM31 128H32V127H31ZM48 128H49V126H48ZM69 128H70V127H69ZM71 128H72V126H71ZM104 128H105V127H104ZM104 128H103V130H104ZM119 128H121V127H119ZM119 128H118V129H119ZM133 128H132V129H133ZM143 128L145 129L144 126H143ZM143 128H140L139 130H140V131L142 130V132H143ZM151 128H152V127H151ZM220 128H219V130H217V132L215 131V133H218V135H219L220 132L222 131V129L220 130ZM238 128H240V127H238ZM35 129H36V128H35ZM38 129H39V127H38ZM45 129H46V128H45ZM50 129H51V128H50ZM62 129H63V128H62ZM65 129H66V128H65ZM74 129H76L75 126H74ZM78 129H79V128H78ZM78 129H76V130H78ZM82 129H83V128H82ZM84 129H83V130H84ZM98 129H99V128H98ZM109 129H112V128L110 127ZM126 129H127V128H126ZM184 129H185V128L183 127L182 130H184ZM241 129H244V128L241 127ZM33 130H34V129H33ZM40 130H41V128H40ZM53 130H54V129H53ZM60 130H61V129H60ZM60 130H59V131H60ZM72 130H73V129H72ZM83 130H82V131L80 130V132H83ZM100 130H101V129H100ZM128 130H129V129H128ZM145 130H146V129H145ZM177 130H179V129H177ZM182 130H181V131H182ZM26 131H27V130H26ZM42 131H44V130H42ZM49 131H50V130H49ZM54 131H55V130H54ZM59 131H57V132H59ZM61 131H62V130H61ZM74 131H75V130H73V133H74ZM96 131H97L98 134H100V133L98 132L97 129H96ZM105 131H106V133H103V132H102V134H100V136L102 135L101 138L103 137V138L101 139V142L105 141V142H109L110 144L106 145V146L103 147V148H105V149L108 151V153L110 152V150H111L112 147H115V148L119 147V148L123 149V148L121 147L120 143H118L117 141H115V139H114L115 135H114V136L112 135V133H113L114 130H112V131H111V130L108 131V130L105 129ZM105 131H104V132H105ZM123 131L126 132L125 128H124ZM130 131H132V130H130ZM135 131H136V130H135ZM137 131H138V130H137ZM146 131H148V130H146ZM146 131H144V132L146 133ZM170 131L168 130V133H169V134H167V130H166V132H164V134L166 133L165 135H168V136H169L168 138H171V136H172V135L170 134ZM175 131H176V129H175ZM179 131H180V130H179ZM208 131H209V130H208ZM208 131H207V132H208ZM230 131H231V132H230ZM16 132H17V131H16ZM35 132H36V131H35ZM35 132H34V134H35ZM55 132H56V131H55ZM57 132L54 133V134L56 135ZM78 132H79V131H78ZM100 132H101V131H100ZM133 132H134V131H133ZM133 132H131V133H133ZM176 132H178V131H176ZM213 132H214V131H213ZM224 132H225V129H224ZM226 132H227V131H226ZM226 132H225V135L223 134V136L229 138V137H228L229 134L227 135ZM259 132H260V131H259ZM29 133H30V132H29ZM38 133H40V132H38ZM47 133H48V132H47ZM47 133H46V136H47ZM50 133H51V132H50ZM64 133H65V132H64ZM75 133H76V132H75ZM97 133L94 132L95 135H96ZM129 133H130V132H129ZM131 133H130V135H131ZM135 133L137 134L138 132H135ZM147 133H149V132H147ZM162 133H163V132H162ZM32 134H33V133H31L30 135H26V136L24 135L25 137L29 138V142H30V140H34V139H35L34 136L37 134V132H36V134H35L34 136H33ZM60 134H61V133H60ZM65 134H66V133H65ZM69 134H70V133H69ZM79 134H80V133H79ZM89 134H90V133H89ZM92 134H93V133H92ZM94 134H93V135H94ZM98 134L96 135V137L99 136ZM116 134H117V133H116ZM139 134H140V133H139ZM236 134H237V135H236ZM38 135H39V134H38ZM41 135H42V134H41ZM52 135H53V134H52ZM82 135H83V134H82ZM82 135H81V136H82ZM85 135H87V134L85 133ZM85 135H84V136H85ZM95 135L93 136L94 138H95ZM146 135H147V134H146ZM146 135H144V136H146ZM162 135H163V134H162ZM238 135H239V137H238ZM56 136H57V135H56ZM58 136H59V135H58ZM61 136H62V135H61ZM63 136L65 137L64 134H63ZM69 136H70V135H69ZM69 136H68V137H69ZM131 136H132V138H133V136H135V135L133 134V135H131ZM147 136H148V135H147ZM210 136H211V134H210ZM221 136H222V135H220V137H221ZM223 136H222V137H223ZM22 137H23V136H22ZM39 137H40V135H39ZM42 137H43V136H42ZM42 137H41V138H42ZM18 138H19V137H18ZM36 138L38 139V137H36ZM55 138H56V137H55ZM59 138H61V137H59ZM73 138H74V136H73ZM90 138H92V136H91ZM144 138H145V137H144ZM159 138H160V137H159ZM159 138H158V139H159ZM168 138H166L164 141L166 142V140H168ZM209 138H210V137H209ZM236 138H238V139H236ZM19 139H20V138H19ZM37 139H36V140H37ZM70 139H71V138H70ZM92 139H93V138H92ZM95 139H96V138H95ZM134 139H135V138H134ZM147 139H148V138H147ZM147 139H146V140H147ZM171 139H172V138H171ZM181 139H183V136H182V135H181L179 138H177V140H175V141L172 140V141H174V142L177 141V143H179V141H180ZM224 139H225V138L223 137V140H224ZM10 140H11V139H10ZM16 140H17V139H16ZM21 140H22V139H21ZM40 140H41V139H40ZM48 140H49V139H48ZM48 140L46 139V141H48ZM58 140H59V139H58ZM61 140L64 141V138L61 139ZM66 140H67V139H66ZM66 140H65V141H66ZM82 140H83V139H82ZM86 140H87V137H86ZM90 140H91V139H90ZM99 140H100V139H99ZM102 140H103V141H102ZM143 140H144V139H143ZM148 140H149V139H148ZM159 140H162V139H159ZM159 140H158V141H159ZM169 140H170V139H169ZM169 140H168V141H169ZM210 140H211V144H213L212 141L214 142V140H215L216 142H218L216 137H214V138L212 137ZM210 140H209V141H210ZM12 141L14 142V140H12ZM34 141H35V140H34ZM43 141L45 142V140H43ZM50 141H51V140H50ZM59 141H60V140H59ZM59 141H57V142L59 143ZM70 141H71V140H70ZM70 141H69V142H70ZM94 141H97V140H94ZM168 141H167V142H168ZM170 141H171V140H170ZM172 141H171V143H172ZM206 141H207V140H206ZM227 141H229V139H228ZM239 141H238V142H239ZM23 142H24V141H23ZM27 142H28V141H27ZM36 142H37V141H36ZM38 142H39V140H38ZM53 142H54V145H55V143H57V142H55V141H53ZM66 142H67V141H66ZM85 142H86V141H85ZM98 142H100V141H98ZM134 142H136V143H137V142H140V139L138 138V136H137V138L134 140ZM141 142L145 144L144 141H141ZM7 143H9V142H7ZM18 143H19V142H18ZM18 143L16 142L17 145H18ZM47 143H48V142H47ZM58 143H57V147H58ZM88 143H89V142H88ZM149 143H150V142H149ZM168 143L170 144V142H168ZM177 143H176V144L174 143L173 145H172V144H171V145H172V146H176V145H178ZM225 143H226V141H225ZM43 144H44V143H43ZM49 144H50V143H48V144L45 145V146H49ZM51 144H52V146H54L52 142H51ZM59 144H60V143H59ZM64 144H65V143H64ZM64 144H63V145H64ZM75 144H76V143H75ZM75 144L73 143V149H74V150H76L75 147H77V145H75ZM80 144H82V143H80ZM85 144H86V143H85ZM117 144H119V145L117 146ZM144 144H143V145H144ZM147 144H148V142H147ZM147 144H145L144 146H145V147H149V144H148V145H147ZM230 144H231V143H230ZM11 145H12V144H11ZM21 145H22V144H21ZM28 145H29V144H28ZM31 145H32V144H31ZM40 145H41V144H40ZM74 145H75V146H74ZM87 145H88V144H87ZM213 145H214V144H213ZM233 145H232V146H233ZM237 145H238V143H237ZM237 145H235L234 148H236ZM25 146H26V145H25ZM32 146H33V145H32ZM34 146H35V145H34ZM37 146H38V145H37ZM55 146H56V145H55ZM60 146H61V144H60ZM60 146H59V147H60ZM70 146H71V144H70ZM141 146H142V145H140V148L137 147V149L127 150V151H129V152H131V153H134L135 155L140 154V159H142L141 155H142L143 150H145V149H142ZM155 146H156V145H155ZM155 146H154V147H155ZM219 146H220V145H219ZM5 147H6V146H5ZM10 147H11V146H10ZM10 147H9V149H11ZM19 147H21L20 144H19L18 148H19ZM23 147H24V146H23ZM38 147H39V146H38ZM78 147H80V146H78ZM84 147H86V146H84ZM145 147H144V148H145ZM161 147H162V146H161ZM220 147H221V146H220ZM12 148H13V147H12ZM18 148H17V150H18ZM68 148H70V147H68ZM98 148H99V147H98ZM158 148H160V147H158ZM171 148H172V147H171ZM215 148H216V147H215ZM221 148H222V147H221ZM3 149H4V148H3ZM5 149H6V148H5ZM9 149H7V150H9ZM22 149H23V148H22ZM38 149H40V148H38ZM42 149H43V148H42ZM46 149H47V147H46ZM48 149H49V148H48ZM87 149H88V148H87ZM149 149H150V150H149ZM160 149H161V148H160ZM173 149H174V147H173ZM173 149H172V150H173ZM188 149H191V148L188 147ZM225 149H226V148H225ZM230 149H231V148H230ZM240 149H239V150H240ZM17 150H16V152H17ZM53 150H55L54 147H53ZM147 150L150 151V152H152V150H153V145H152V147H151V145H150V147L147 148ZM156 150H158V149L156 148ZM235 150H236V149H235ZM239 150H238V151H239ZM13 151H14V150H13ZM20 151H22V150L20 149ZM30 151H31V150H30ZM33 151H34V150H33ZM37 151H39V150H37ZM47 151H48V150H47ZM47 151H45V152H47ZM50 151H51V150H50ZM87 151H88V153H87L88 156H89V154L91 155L90 150H87ZM217 151H220V150H217ZM241 151H240V152H241ZM0 152H1V151H0ZM2 152H3V151H2ZM11 152H12V151H11ZM14 152H15V151H14ZM56 152H57V151H56ZM69 152H70V151H69ZM82 152H83V151H82ZM85 152H86V151H85ZM202 152H203V151H202ZM208 152H209V151H208ZM213 152H215V151H213ZM222 152H223V150H222ZM225 152H226V151H225ZM225 152H224V155H225ZM235 152H236V151H235ZM27 153H28V152H27ZM27 153H26V154H27ZM33 153H35V152H33ZM36 153H37V152H36ZM38 153H39V152H38ZM38 153H37V154H38ZM204 153H205V152H204ZM227 153H228V151L226 152V154H227ZM230 153H231V152H230ZM230 153H229V155H230ZM242 153H239V154H242ZM23 154H24V153H23ZM53 154H54V153H53ZM57 154H58V152H57ZM82 154H83V153H82ZM105 154H106V153H105ZM154 154H155V155H154L155 158H157L156 163H157L158 159H160V158H161V160H163V158H162L161 156H159V155H160L159 152L157 153V151H154ZM217 154H218V153H217ZM220 154L222 155L221 152H220ZM235 154H236V153H235ZM35 155H36V154H35ZM50 155H51V154H49V156H50ZM202 155H203V154H201V153L198 154V157H199V158H198L197 160H195L196 163H197V161H201V162L203 161V160H202L203 158H201ZM207 155H209V156H207V159H209L211 156H210V154H207ZM218 155H219V154H218ZM236 155H237V154H236ZM247 155H246V156H247ZM37 156H38V155H37ZM37 156H36V158H37ZM55 156H56V155H55ZM86 156H87V155H86ZM129 156H131L132 158L136 159V158H135L134 156H132V155H129ZM230 156H233V155H230ZM9 157H10V156H9ZM50 157H51V156H50ZM50 157H49V159H50ZM90 157H91V156H90ZM159 157H160V158H159ZM177 157H178V156H177ZM203 157L206 159V155L203 156ZM212 157H213V156H212ZM212 157H211V160L213 159ZM214 157H216V156H214ZM217 157H218V156H217ZM225 157H227V155H226ZM34 158H35V157H34ZM51 158H52V157H51ZM67 158H68V157H67ZM87 158H88V157H87ZM222 158H223V157H221V159H222ZM263 158H264V157H263ZM0 159H1V157H0ZM41 159H42V157H41ZM46 159H47V158H46ZM169 159H170V158H169ZM171 159H172V158H171ZM171 159H170V160H171ZM225 159H226V158H225ZM228 159H230V158H228ZM32 160H33V159H32ZM63 160H64V159H63ZM66 160H67V159H66ZM81 160H82V159H81ZM179 160H180V162H179L178 160H177V161L179 162V164H180V166H181V169H184L185 174H189V173H190V169H191L190 167H189V168H190L189 170L187 169V168H188L187 166L189 165V162H187V160H185V159L183 160V158H181V159L179 158ZM213 160H214V159H213ZM213 160H212V161H213ZM215 160H216V159H215ZM215 160H214V166H215V163H216ZM231 160H232V159H231ZM235 160H236V159H235ZM55 161H56V160H55ZM55 161H54V162H55ZM74 161H75V160H74ZM111 161H112V160H111ZM159 161H160V160H159ZM159 161H158V162H159ZM253 161H254V159H253ZM260 161H259V162H260ZM44 162H45V158H44ZM47 162H48V161H47ZM51 162H52V160H51ZM64 162L67 163V161H64ZM160 162H161V161H160ZM164 162H165V160H164ZM190 162H191V161H190ZM193 162H194V160H193ZM201 162H200V163H201ZM203 162H204V161H203ZM209 162H210V164L212 163L211 161H209ZM209 162H208V163H209ZM226 162H227V161H226ZM226 162H225V163H226ZM262 162H263V160H262ZM34 163H35V162H34ZM42 163H43V162H42ZM68 163H70V162H68ZM162 163H163V162H161V164H162ZM191 163H192V162H191ZM196 163H194V164L196 165ZM198 163H199V162H198ZM204 163H205V162H204ZM225 163H224V164H225ZM255 163H256V161H255ZM257 163H258V162H257ZM6 164L8 165V163H6ZM6 164H5V165H6ZM38 164H39V163H38ZM157 164H158V165H161V164H159V163H157ZM187 164H188V165H187ZM194 164H192L193 167H194ZM221 164H222V163H221ZM221 164H219V165H221ZM227 164H228V162H227ZM232 164H233V162H232ZM36 165H37V163H36ZM52 165H53V164H52ZM59 165H60V164H59ZM206 165H207V164H206ZM206 165L203 166L204 171L206 170V172H207V170H208V171L212 170V168L209 170V167H212L213 165H207V166H206ZM256 165H257V164H256ZM256 165H255V166H256ZM258 165H260V164H258ZM262 165H264V164H261V166H262ZM2 166H3V164H2ZM4 167H5V166H4ZM36 167H37V166H36ZM196 167H197V166H196ZM218 167H221V166H216L215 168L217 169ZM223 167H224V166H223ZM225 167H228V166L226 165ZM5 168H6V167H5ZM38 168H39V167H38ZM46 168L49 169L48 167H46ZM55 168H56V167H55ZM79 168H80V167H79ZM263 168H264V167H263ZM8 169H10V168H8ZM52 169H53V168H52ZM52 169H49V170H52ZM66 169H67V168H66ZM66 169H65L64 171H66ZM68 169H69V168H68ZM74 169H75V168H74ZM203 169H202V170H203ZM216 169H215V170H216ZM219 169H220V168H219ZM225 169H226V168H225ZM257 169H258V168H257ZM261 169H262V168H261ZM41 170H42V169H41ZM41 170H40V171H41ZM55 170H56V169H54V171H55ZM60 170H61V169H60ZM62 170H63V169H62ZM70 170H71V169H70ZM186 170H187V171H186ZM191 170H192V169H191ZM215 170H214V171H215ZM0 171H1V170H0ZM5 171H6V170H5ZM10 171H11V170H10ZM46 171H47V170H46ZM71 171H72V170H71ZM74 171H75V170H74ZM77 171H78V170H77ZM192 171H193V170H192ZM214 171H213V172H214ZM258 171H259V170H258ZM261 171H262V170H261ZM57 172H58V170H57ZM59 172H60V171H59ZM62 172H63V171H62ZM101 172H102V171H101ZM259 172H260V171H259ZM64 173H66V172H64ZM74 173H75V172H74ZM76 173H77V172H76ZM59 174H60V173H59ZM66 174H67V173H66ZM191 174H192V172H191ZM226 174H227V173H226ZM228 174H229V172H228ZM232 174H234V173L232 172ZM232 174L230 173L231 176H232ZM261 174H263V173H261ZM70 175H71V174H70ZM72 175H73V174H72ZM75 175H76V174H75ZM192 175H193V174H192ZM235 175H237V174H235ZM188 176L190 177V175H188ZM66 177H67V176H66ZM228 177H230V176H228ZM230 178H231V177H230ZM253 178H254V177H253ZM255 178H256V177H255ZM2 179H3V178H2ZM68 179H69V178H68ZM129 179H130V178H129ZM130 180H131V179H130ZM134 180H136V179H134ZM253 180H254V179H253ZM236 181L240 182L241 180L239 181L238 178H237ZM236 181H233V185L235 186L236 189H237V188H242V187L244 188V186L242 185L244 182H243L242 184H239V183L236 182ZM9 182H10V181H9ZM196 182H197V181H196ZM241 182H242V181H241ZM13 183H14V182H13ZM245 183H246V182H245ZM28 184H30V183H28ZM244 185H245V184H244ZM27 186H28V185H27ZM29 186H30V185H29ZM18 187H19V186H18ZM189 187H190V186H189ZM189 187H188V188H189ZM248 187H249V184H248ZM26 189H27V187L25 188V190H26ZM231 189H232V188H231ZM237 190H238V189H237ZM249 190H250V189H249ZM23 191H24V190H23ZM164 191H165V190H164ZM167 191H168V190H167ZM238 191H239V190H238ZM242 191H243V190H242ZM25 192H26V191H25ZM165 192H166V191H165ZM169 192H170V191H169ZM196 192H199V191H196ZM200 192H202V191L200 190ZM230 192H231V191H230ZM234 192H235V191H234ZM1 193H2V192H1ZM13 193H14V192H13ZM60 193H61V192H60ZM60 193H59V194H60ZM63 193H64V192H63ZM70 193H71V192H70ZM142 193H143V192H142ZM166 193H167V192H166ZM166 193H165V194H166ZM250 193H251V192H250ZM3 194H4V193H3ZM14 194H15V193H14ZM42 194H43V193H42ZM109 194H111V193H109ZM114 194H115V193H114ZM114 194H113V195H114ZM131 194H132V193H131ZM168 194H169V193H168ZM171 194H172V193H171ZM171 194H170V195H171ZM17 195H18V194H17ZM28 195H29V194H28ZM28 195H27V196H28ZM67 195H68V194H67ZM72 195H73V194H72ZM3 196H4V195H3ZM3 196H2V197H3ZM11 196H12V195H11ZM18 196H19V195H18ZM50 196H51V195H50ZM52 196H53V194H52ZM64 196H65V195H63V197H64ZM68 196H69V195H68ZM129 196H130V195H129ZM148 196H149V195H148ZM6 197H7V196H6ZM9 197H10V196H9ZM31 197H32V196H31ZM37 197H38V196H37ZM54 197H55V196H54ZM69 197H70V196H69ZM107 197H108V196H107ZM118 197H119V196H118ZM190 197H191V196H190ZM190 197H189V199H192V197H191V198H190ZM41 198H42V197H41ZM65 198H66V197H65ZM67 198H68V197H67ZM75 198H76V197H75ZM103 198H104V197H103ZM113 198H114V197H113ZM150 198H151V197L149 196V199H148V200H150V201L152 200V201H151V204L154 205V202L157 201V200L155 199V201L153 202V199H152V198L150 199ZM170 198H171V197H170ZM8 199H9V198H8ZM8 199H7V200H8ZM11 199H12V198H11ZM44 199H45V198H44ZM53 199H54V198H53ZM58 199H60V198H58ZM106 199H107V198H105V200H106ZM144 199H145V198H144ZM144 199H143V203H144ZM230 199H231V198H230ZM36 200H38V199H36ZM48 200H49V199H48ZM51 200H52V199H51ZM66 200H67V199H66ZM74 200H75V199H74ZM101 200H102V199H101ZM108 200H109V199H108ZM114 200H115V199H114ZM158 200H160V199H158ZM163 200H165L164 202H168V201H166V200H167L166 197H162V201H163ZM170 200H172V199H170ZM193 200H194V198H193ZM193 200H192V201H193ZM259 200H260V199H259ZM262 200H263V199H262ZM28 201H29V200H28ZM28 201H27V202H28ZM31 201H32V200H31ZM54 201H55V200H54ZM57 201H58V200H57ZM145 201H147V198L145 199ZM160 201H161V200H160ZM174 201H175V200H174ZM36 202H37V201H36ZM70 202H71V201H70ZM70 202H69V203H70ZM103 202H104V201H103ZM105 202H106V201H105ZM118 202H119V201H118ZM164 202H163V203H164ZM169 202H170V201H169ZM169 202H168V203H169ZM171 202H172V201H171ZM257 202H258V201H257ZM260 202H261V201H260ZM263 202H264V201H263ZM14 203H15V202H14ZM14 203H13V205H14ZM61 203H62V202H61ZM79 203H80V202H79ZM94 203H95V202H94ZM114 203H115V202H114ZM147 203H149V202H147ZM163 203H162V204H163ZM230 203H231V202H230ZM261 203H262V202H261ZM0 204H1V203H0ZM9 204H10V203H9ZM15 204H16V203H15ZM19 204H20V203H19ZM40 204H41V203H40ZM58 204H59V203H58ZM72 204H74V203H72ZM121 204H122V203H121ZM140 204H142V203H140ZM144 204H146V202H145ZM149 204H150V203H149ZM149 204H147V205L150 206ZM155 204H156V203H155ZM166 204H167V203L164 204V207L166 206ZM169 204H172V203H169ZM169 204H167V205L169 206ZM176 204H177V203H176ZM228 204H229V203H228ZM255 204H257V203H255ZM3 205H4V204H3ZM7 205H8V204H7ZM30 205H31V204H30ZM60 205H61V204H60ZM74 205H75V204H74ZM81 205H82V203H81ZM94 205H95V204H94ZM118 205H119V204H118ZM174 205H175V204H174ZM260 205H261V204H260ZM4 206L6 207V204H5ZM19 206H20V205H19ZM23 206H24V204H23ZM32 206H33V205H32ZM71 206H72V205H71ZM71 206H69V207H70V208H74L73 206H72V207H71ZM115 206H116V204H115ZM138 206H139V205H138ZM140 206H141V205H140ZM140 206H139V207H140ZM142 206H143V205H142ZM160 206H161V205H160ZM162 206H163V205H162ZM168 206H167V207H168ZM233 206H234V205H233ZM12 207H13V206H12ZM36 207H37V206H36ZM98 207H99V206H98ZM100 207H102V205H101ZM103 207H104V206H103ZM108 207H109V206H108ZM146 207H147V206H146ZM169 207H170V206H169ZM171 207H172V206H171ZM171 207H170V208H171ZM241 207H242V206H241ZM259 207H260V206H259ZM29 208H30V207H29ZM29 208H28V209H29ZM49 208H50V207H49ZM63 208H64V207H63ZM75 208H76V207H75ZM75 208H74V209H75ZM104 208H105V207H104ZM0 209H1V208H0ZM50 209H51V208H50ZM59 209H60V208H59ZM74 209H73V210H74ZM84 209H85V208H84ZM84 209H81V210L83 211ZM95 209H96V207H95ZM97 209H98V208H97ZM97 209H96V210H97ZM101 209H102V208H101ZM106 209H107V208H106ZM133 209H134V207H133ZM133 209H132L131 207L129 208V210L132 211V212L134 213V210H133ZM135 209H136V208H135ZM154 209H155V208H154ZM167 209H168V208H167ZM257 209H258V208H257ZM259 209H263V206H262V208L260 207ZM6 210H7V209H6ZM10 210H11V209H10ZM15 210H16V209H15ZM42 210H43V209H42ZM42 210H41V211H42ZM61 210H63V209H61ZM73 210H72V212H73ZM78 210H79V208H78ZM86 210H87V209H86ZM102 210H103V209H102ZM160 210H162V209H160ZM163 210H164V209H163ZM248 210H249V209H248ZM48 211H49V210H48ZM59 211H60V210H59ZM63 211L65 212V209H64ZM63 211H62L61 213H64ZM67 211H70V210H67ZM75 211H76V210H75ZM97 211H98V210H97ZM97 211H96V212H97ZM104 211H105V210H104ZM130 211L127 213V216L125 215V216H126L125 218H117L115 224H117V222L120 223L121 225L123 224L122 227H123L124 225H126V224L128 223V221H129L128 216L134 217V216H133V213L130 212ZM234 211H235V210H234ZM258 211H259V210H258ZM17 212H18V211H17ZM70 212H71V211H70ZM100 212H101V210H100ZM137 212H138V211H137ZM238 212H239V211H238ZM51 213H53V212H51ZM66 213H67V212H66ZM76 213H77V211H76ZM80 213H81V212H80ZM97 213H99V212H97ZM101 213H102V212H101ZM243 213H244V212H243ZM243 213H242V215H245V214H243ZM257 213H258V212H257ZM259 213H260V212H259ZM22 214H23V213H22ZM38 214H39V213H38ZM58 214H59V213H58ZM72 214H73V213H72ZM99 214H100V213H99ZM102 214H103V213H102ZM134 214H135V213H134ZM238 214H239V213H238ZM14 215H15V214H14ZM69 215H70V214H69ZM78 215L81 217L80 214H78ZM84 215H85V214H84ZM84 215H82V216H84ZM87 215H88V214H87ZM100 215H101V214H100ZM100 215H99V216H100ZM242 215H241V216H242ZM252 215H253V214H252ZM254 215H255V214H254ZM11 216H12V215H11ZM22 216H24V215H22ZM46 216H47V215H46ZM67 216H68V215H67ZM79 216H78V217H79ZM85 216H86V215H85ZM6 217H7V216H6ZM18 217H19V216H18ZM44 217H45V216H44ZM58 217H59V216H58ZM60 217H61V216H60ZM72 217H73V216H72ZM80 217H79V218H80ZM87 217H88V216H87ZM87 217H86V218H87ZM137 217H138V215H137ZM243 217H244V216H243ZM253 217H254V216H253ZM255 217H256V216H255ZM257 217H258V216H257ZM259 217H260V215H259ZM51 218H52V217H51ZM79 218H77V219H79ZM82 218H83V217H82ZM82 218H81V219H82ZM156 218H157V217H156ZM262 218H263V217H262ZM22 219H23V218H22ZM71 219H72V218H71ZM138 219L143 220L141 217H138ZM236 219H237V220H236ZM236 219L232 221V224H233L232 235H233V237H234L233 239L236 240V241H234L235 243H233V244H234V248H233L232 246H227V247H226V246H225V245H226L225 241H224V244H223L225 250H226V251H229L230 256H229V254H228L227 257H229L230 259H231V258L233 259L234 255H236V249L239 248V246H241V245H242V246H246V245H244V243L241 242L242 239L240 238V236H243V237H244V235H245V237H246L247 235H250V236H255V237H257L256 235H259V231H260V230H257L258 232L255 231V228H253V227H252L253 229H252L251 231H250V230H247V228H246L244 222H242V221H241L239 218H237V217H236ZM258 219H259V218H258ZM36 220H37V219H36ZM38 220H39V219H38ZM56 220H57V219H56ZM64 220H65V219H64ZM74 220H76V219L74 218ZM82 220H83V219H82ZM10 221H11V220H10ZM145 221H146V220H144V222H145ZM248 221H249V220H248ZM256 221H257V220H256ZM256 221H254V222H256ZM261 221H262V220H261ZM3 222H4V221H3ZM142 222H143V221H142ZM142 222H141V223H142ZM144 222H143V223H144ZM254 222H253V223H254ZM258 222H259V221H258ZM145 223H146V222H145ZM253 223H252V224H253ZM259 223H260V222H259ZM0 224H2V223H0ZM115 224H114V225H115ZM252 224H250V225H252ZM117 225H118V224H117ZM127 225H128V224H127ZM256 225H258V224L256 223ZM20 226H21V225H20ZM115 226H116V225H115ZM118 226H119V225H118ZM130 226H131V225H129V227H130ZM165 226H166V224H165ZM225 226H226V225H225ZM253 226H254V225H253ZM2 227H3V226H2ZM125 227H126V226H125ZM127 227H128V226H127ZM166 227H167V226H166ZM257 227H258V226H257ZM260 227H261V226H260ZM260 227H259V228H260ZM262 227H263V226H262ZM131 228L133 229V231L135 230L134 232H136L137 229H138V232H139V230L142 231V229H143V228L139 229V226H135V225H132ZM248 228H249V226H248ZM0 229H1V228H0ZM118 229H119V228H118ZM118 229H117V230H118ZM126 229H127V228H126ZM132 229H131V230H132ZM3 230H4V229H3ZM18 230H19V229H18ZM113 231H114V230H113ZM263 231H264V230H262V232H263ZM142 232H143V231H142ZM142 232H141L140 234H142ZM115 233H116V232H115ZM263 233H264V232H263ZM138 234H139V233H138ZM3 235H4V234H3ZM6 235H7V234H6ZM4 236H5V235H4ZM160 236H162V238H168V237H165V235H160ZM262 236H263V239L261 238L262 240L259 241L258 246H255V247H253V248H249V247H248V249H245V252H244L245 255H244V256H245V257H248V258H247V261H248V262L251 261V260H250V261L248 260V259H251V258H249L250 256H252V257L257 256V257H258L259 255H261L262 253H264V234H263ZM25 237H26V236H25ZM137 237H138V236H137ZM212 237L214 238V236H212ZM247 237H248V236H247ZM5 238H7V237L5 236ZM26 238H27V237H26ZM142 238H143V237H142ZM145 238H146V237H145ZM250 238H251V237H250ZM0 239H1V241H2L3 238L1 237ZM215 239H217V238H215ZM221 239H222V238H221ZM246 239H247V238H246ZM253 239H255V238L253 237ZM256 239H257V238H256ZM6 240H7V239H6ZM21 240H23V239H21ZM21 240H20V241H21ZM132 240H133V239H132ZM139 240H140V239H139ZM146 240H147V239H146ZM208 240H209V239H208ZM219 240H220V238H219ZM219 240H218V242H219ZM243 240H244V239H243ZM259 240H260V238H259ZM1 241H0V242H1ZM7 241H8V240H7ZM7 241H6V242H7ZM198 241H199V240H198ZM220 241H221V240H220ZM222 241H223V240H222ZM222 241H221V243H223ZM246 241H247V240H246ZM248 241H250V240L248 239ZM6 242H5L4 244H6ZM9 242H10V241H9ZM9 242H7V243H9ZM12 242H13V241H12ZM68 242H69V241H68ZM130 242H131V241H130ZM132 242H133V241H132ZM132 242H131V243H132ZM187 242H188L189 245H193L194 243H195V245H197V244H196L197 241H196V242H195V241H192V239H191V241L189 240V241H187ZM240 242H241V243H240ZM261 242H262V245L260 244ZM23 243H24V242H23ZM23 243H22V244H23ZM26 243H27V242H26ZM31 243H32V242H31ZM126 243H128V241H127ZM135 243H137V242H135ZM138 243H139V242H138ZM142 243H144L143 239H142ZM161 243H162V242H161ZM201 243H202V242H201ZM207 243H208V242H207ZM251 243H252V242H251ZM12 244H14V243H12ZM163 244H164V243H163ZM166 244H167V243H166ZM166 244H164V245L166 246ZM219 244H220V243H219ZM219 244H218V245H219ZM245 244H246V243H245ZM248 244H249V242H248ZM256 244H257V243H256ZM2 245H3V244H2ZM2 245H1V246H2ZM18 245H20L19 242H18ZM18 245L16 244L15 246L17 247ZM127 245H130V244H127ZM140 245H141V244H140ZM146 245H147V244H146V242H145V246H146ZM221 245H222V244H221ZM221 245H219V246H221ZM254 245H255V244H254ZM5 246H6V245H5ZM8 246H9V245H8ZM13 246H14V245H13ZM23 246H24V245H23ZM25 246H26V245H25ZM58 246H59V245H58ZM122 246H123V245H122ZM131 246H132V245H131ZM131 246H129V247L131 248ZM133 246H134V245H133ZM133 246H132V247H133ZM145 246H143V248H144ZM170 246H171V245H170ZM252 246H253V245H252ZM2 247H4V246H2ZM6 247H7V246H6ZM9 247H11V242H10V246H9ZM9 247H7V248H9ZM26 247H27V246H26ZM30 247H31V246H30ZM44 247H45V246H44ZM62 247H63V246H62ZM125 247H126V246H125ZM139 247L142 248V246H139ZM168 247H169V246H168ZM195 247H196V246H195ZM200 247H201V246H200ZM228 247H229V250H228ZM250 247H251V246H250ZM17 248H18V247H17ZM17 248H16V249H17ZM27 248H28V247H27ZM32 248H33V247H32ZM39 248H40V247H39ZM57 248H58V247H57ZM66 248H67V247H66ZM72 248H73V247H72ZM145 248H146V247H145ZM190 248H191V246H190ZM242 248H243V247H242ZM246 248H247V247H246ZM0 249H1V248H0ZM4 249H5V248H4ZM12 249H13V248H12ZM12 249H11V250H12ZM23 249H24V248H23ZM59 249H60V248H59ZM126 249H128V248H126ZM137 249H138V248H137ZM146 249H147V248H146ZM146 249L144 250L145 252H146ZM171 249H172V248H171ZM188 249H189V248H188ZM192 249H193V247H192ZM222 249H223V247H222ZM239 249H240V248H239ZM243 249H244V248H243ZM2 250H3V249H2ZM9 250H10V249H9ZM113 250H114V249H113ZM129 250H130V249H129ZM140 250H141V249H140ZM147 250H148V249H147ZM162 250H163V249H162ZM194 250H195V249H194ZM194 250H192V251H194ZM220 250H221V248H220ZM225 250H223V251H225ZM34 251H35V250H34ZM34 251H33V253H34ZM54 251H55V250H54ZM59 251H61V250H59ZM114 251H115V250H114ZM118 251H119V250H118ZM131 251H132V250H131ZM133 251H134V250H133ZM133 251H132V252H133ZM141 251H143V250H141ZM165 251H166V249H165ZM173 251H174V250H173ZM192 251H191V252H192ZM1 252L3 253L4 250L1 251ZM6 252H8V250H7ZM10 252H11V251H10ZM16 252H17V251H16ZM30 252H31V251H30ZM30 252H29V253H30ZM41 252H43V251H41ZM47 252H48V251H47ZM66 252H67V251H66ZM66 252H65V253H66ZM68 252H69V251H68ZM73 252H74V251H73ZM151 252H152V251H151ZM151 252H150V253H151ZM157 252H158V250H157ZM159 252H160V249H159ZM168 252H169V251H168ZM20 253H22V252H20ZM20 253H16V254H19V255H20ZM27 253H28V252H27ZM48 253H49V252H48ZM51 253H53V252L51 251ZM118 253H120V252H118ZM135 253H138V250H137V252H135ZM139 253H140V251H139ZM153 253H154V252H153ZM177 253H178V252H177ZM185 253H186V252H185ZM217 253H218V251H217ZM226 253H228V252H226ZM226 253H225V254H226ZM244 253L241 252V253H239V255H240V254L243 255ZM4 254H5V253H4ZM9 254H10V253H9ZM36 254H37V253H36ZM36 254H35V255H36ZM39 254H40V250H39ZM39 254H38V255H39ZM61 254H64V251H63V253L61 252ZM110 254H111V253H110ZM124 254H126V253H124ZM127 254H128V252H127ZM131 254H132V253H131ZM141 254H142V253H141ZM161 254H162V253H161ZM169 254H170V253H169ZM174 254H175V253H174ZM174 254H173V255H174ZM181 254H182V253H181ZM191 254H192V253H191ZM214 254H215V251H214ZM219 254H220V253H219ZM219 254H216V255H219ZM237 254H238V253H237ZM14 255H15V254H14ZM29 255H31V253H30ZM41 255H42V254H41ZM47 255H48V254H47ZM128 255H130V254H128ZM139 255H140V254H139ZM142 255H144V253H143ZM142 255H141V256H142ZM153 255L156 256L157 254H153ZM159 255H160V254H159ZM164 255H165V254H164ZM182 255H183V254H182ZM182 255H181V256H182ZM187 255H188V254H187ZM189 255H190V254H189ZM222 255H223V253H222ZM231 255H232L233 257H232ZM58 256H61V255H58ZM65 256H66V255H65ZM70 256H71V255H70ZM105 256H107V255L105 254ZM105 256H104V257H105ZM115 256H116V255H115ZM119 256H120V255H119ZM122 256H123V255H122ZM137 256H138V254H137ZM145 256H146V253H145ZM161 256H162V259L165 258V256H164V258H163V254H162ZM181 256H180V257H181ZM211 256H212V255H211ZM214 256H215V255H214ZM236 256H238V255H236ZM240 256H241V255H240ZM240 256H239V257H240ZM262 256L264 257V254H262ZM3 257H4V256H3ZM7 257H8V256H7ZM9 257H10V256H9ZM15 257H17V256H15ZM22 257H23V255H22ZM24 257H26V256H24ZM28 257H30V256H28ZM35 257H36V256H34V258H35ZM71 257H72V256H71ZM77 257H78V256H77ZM117 257H118V256H117ZM129 257H130V256H129ZM150 257H151V256H150ZM153 257H154V256H153ZM153 257H152V258H153ZM168 257H170V256H168ZM172 257H173V256H172ZM174 257H175V256H174ZM180 257H179V258H180ZM185 257H186V256H185ZM208 257H209V256H208ZM219 257H221V256H219ZM224 257H225V255H224ZM245 257H243V258H244V260L246 261V258H245ZM259 257H260V256H259ZM259 257H258V258H259ZM0 258H1V257H0ZM26 258H27V257H26ZM30 258H31V257H30ZM30 258H28V259H30ZM48 258H50V257H48ZM48 258H46V259L48 260ZM51 258L53 259V257H51ZM59 258H60V257H59ZM62 258H63V257H62ZM68 258H70V257H68ZM68 258H67V259H68ZM84 258H85V257H84ZM106 258H107V257H106ZM118 258H119V257H118ZM123 258H124V256H123ZM123 258H122V259H123ZM127 258H128V257H127ZM132 258H134V257H132ZM139 258H140V257H139ZM142 258H143V257H142ZM142 258H141V260H142ZM166 258H167V257H166ZM170 258H171V257H170ZM170 258H169V259H170ZM179 258H178V259H177V258H173V259H171V263H173V264H179V263H181L183 260L181 261ZM221 258H222V257H221ZM221 258H220V259H221ZM241 258H242V256H241ZM258 258H257V259H258ZM260 258H261V257H260ZM1 259H2V258H1ZM11 259H12V258H11ZM31 259H32V258H31ZM36 259H37V258H36ZM39 259H40V258H39ZM46 259H45V260H46ZM79 259H80V258H79ZM102 259H103V258H102ZM108 259H109V258H108ZM111 259H112V258H111ZM144 259H145V258H144ZM149 259H150V258H149ZM149 259H148V260H149ZM155 259H156V258H155ZM155 259H154V260H155ZM157 259H158V258H157ZM223 259H224V258H223ZM226 259H227V258H226ZM24 260H25V259H24ZM57 260H58V259H57ZM60 260H61V259H60ZM60 260H59V261H60ZM63 260H64V259H62V262H64ZM85 260H88V259L86 258ZM89 260H90V259H89ZM160 260H161V259H160ZM192 260H193V259H192ZM218 260H219V259H218ZM224 260H225V259H224ZM4 261H5V260H3L2 262H4ZM20 261H21V260H20ZM26 261H27V260H26ZM74 261H77V260H74ZM78 261H79V260H78ZM78 261H77V262H78ZM82 261L84 262V260H82ZM99 261H100V260H99ZM162 261H163V260H161V263H162ZM197 261H198V260H197ZM213 261H214V258H213ZM221 261H222V260H221ZM228 261H229V259H228ZM228 261H227V262H228ZM230 261H231V260H230ZM236 261H241V260H236ZM260 261H261V260H260ZM12 262H13V261H12ZM17 262H18V261H17ZM17 262H14V263H17ZM28 262H29V261H28ZM31 262H32V261H31ZM66 262H67V261H66ZM79 262H80V261H79ZM88 262H89V261H88ZM102 262H103V261H102ZM121 262H122V261H121ZM132 262H133V261H132ZM143 262H144V261H143ZM148 262H149V261H148ZM163 262H164V261H163ZM184 262H186L185 259H184ZM194 262H195V261H194ZM207 262H208V261H207ZM242 262H243V261H242ZM257 262H258V261H257ZM4 263H5V262H4ZM4 263H3V264H4ZM8 263H9V262H8ZM8 263H7V264H8ZM49 263H50V260H49ZM52 263H53V260H52ZM55 263L58 264V262H56V261H55ZM59 263H60V262H59ZM69 263H70V262H69ZM86 263H87V262H86ZM91 263H92V262H91ZM91 263H90V264H91ZM169 263H170V262H169ZM169 263H168V264H169ZM188 263H189V262H188ZM202 263H203V262H202ZM222 263H223V262H222ZM224 263H225V262H224ZM228 263H229V262H228ZM231 263H232V261H231ZM233 263H234V262H233ZM236 263H237V262H236ZM243 263H244V262H243ZM243 263H242V264H243ZM246 263H247V262H246ZM252 263H254V262H253V258H252ZM260 263H262V262H260ZM10 264H11V263H10ZM18 264H19V263H18ZM37 264H39V263H37ZM53 264H54V263H53ZM61 264H62V263H61ZM73 264H75V263H73ZM79 264H80V263H79ZM83 264H84V263H83ZM100 264H101V263H100ZM102 264H103V263H102ZM105 264H106V263H105ZM112 264H113V263H112ZM123 264H124V263H123ZM132 264H133V263H132ZM135 264H136V263H135ZM137 264H138V263H137ZM183 264H184V263H183ZM190 264H191V261H190ZM200 264H201V263H200ZM210 264H211V263H210ZM215 264H216V261H215ZM262 264H263V263H262Z\"/></svg>","mask_w":264,"mask_h":264}]
</instances>
